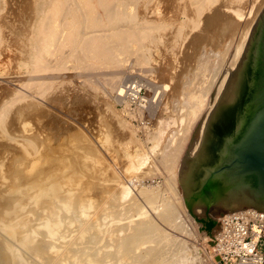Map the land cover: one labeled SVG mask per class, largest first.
<instances>
[{
	"label": "bare ground",
	"instance_id": "bare-ground-1",
	"mask_svg": "<svg viewBox=\"0 0 264 264\" xmlns=\"http://www.w3.org/2000/svg\"><path fill=\"white\" fill-rule=\"evenodd\" d=\"M149 0H0V223L3 224V231H4V235L1 234L0 235V264H10L13 263L11 258V252L10 251V246H8V242L11 243L12 240L11 238L14 237L16 235V237L18 238L17 234H19V232H22V227L24 228V223L28 220L25 221L24 217H21L20 219L14 220L16 217L18 218L20 214L23 213V211L21 210L22 207H25L24 204L31 198L33 201L35 202L37 205V207H39L40 209H46L47 211H45L46 213V218L47 219H42L40 216L37 215V218H33V220L38 219L39 217L43 220V222L45 221L44 224V230L46 231L45 235L48 236V238L50 237L48 235L47 232H51L53 233V225L56 221V218L54 215H56V213L53 215L52 210L55 209L54 208V203L53 201H57L60 200L63 202V205L67 206L70 205L71 203H80V202H85L86 200L93 199L94 201L96 200H100L102 199L103 201V195L102 193L106 190H108V188H110L112 186L109 185L110 187H106L105 184H107V182H102L99 180H95V178H93V182H91V178L90 180H87V183L89 181V183H85V181H81L82 184V188L80 189H76V193H72L73 196H70L68 194H63L61 192V189H65V187L61 188L62 186H66L68 185L66 183V185H59L58 182L60 181H56L58 180L56 178V176L60 175L61 177V181L62 179V174L64 173H59L56 175L57 171H54V169L59 170L60 168H62L64 166V168L66 167L65 165L68 164L67 166H70L71 163V158L72 161H76L75 163H73V166L75 167L74 169V177L76 175V169L79 171L80 170H85L87 168V166L85 165V161L84 159L82 160L81 158H83L80 154H82V150L84 152V148L86 146V144L83 142V145L85 144V146L81 145L84 147H82L81 152L79 153V150H76L77 148H79L78 146H75L76 144L78 145L79 143H77V139L78 138H83L80 137L81 136V132L79 130H77L78 132H80L79 137L77 136V134L74 132H72L74 135H70L69 131L67 129H69V127L66 128V126L62 127L60 125H62L63 123H61V120L59 121L61 124L58 126L57 122L56 125L54 124L52 119H57V115L56 117L51 116V111H50V107H52V105H54L55 103L59 104V105H64V94H62V89H57L58 87L56 85V83L60 82H65V78L69 79L70 77H77L80 76V71L77 69H81L84 68V66H91L92 67H102L101 69L103 70L105 67H117L123 62L125 61L124 59V55L127 53V55H129L128 52L130 51H134L133 53L136 54V62L140 63V64H144L148 63L151 59V55L148 54L145 49H141L140 45V41H142L143 39H146L147 37H149V42L151 44L152 41H150V36L153 37V35L155 36V34H159L160 31H158L157 29H161V27L163 26V30L164 29V25L165 23L163 21H166L167 18L170 17V15H168L170 13V11L168 12V16L169 17H165L167 15H164V18H166L165 20L161 19L162 17L160 16L162 13L161 11H159V7L155 8L158 5H162L163 7H161L162 9H166V7H169L170 5L175 6L174 11H178V13H183L186 15L187 21H182L180 24L178 25L175 20L173 19V17L171 20H173V22L170 23H174L176 24L173 25V29L174 26L175 28L177 27V30H175V36L177 39L180 38V34L182 33V31L184 30L185 25L188 26L187 27V32H185L184 34V38L186 39L187 37H190V41L187 43L189 44V47L191 48V50L193 51V53L196 52V50H198L197 48H202V50L208 51L209 54H204V57H202L203 59L200 61H197V65H196V61L194 60L193 62H195V66L192 67V70L194 68H196V70H194L192 72V84L190 83L189 86H187L186 84H182V82L178 76V73H175V70L173 71H165L167 68L166 67H162L158 69L162 74H168L167 76H169V78L172 80L171 82L168 83H161V79L159 82L160 85L158 84V86L160 87V90H158V94L159 96H167L166 95V91L171 90L170 91V96L171 93L175 91V89L180 88V91L178 90V93L181 95V97L179 98V109L182 106H186L185 110L186 112H183L184 115L187 117L189 115V112H195L193 110V108L195 106H201L204 103V101H206L205 97H206V93H208V91L210 92V96L208 94V97L210 98L208 101V106L207 108L205 107L206 111H204L202 118L205 119L206 114H208L210 112V110L212 109V107L215 105L214 110L211 112V115L213 114V117L218 116L217 114H219L221 117V122L224 118H226V116H238L237 117V121L235 122V125L237 126V129L235 130L234 133L232 134H228L227 136L225 135V137L223 138L218 151H217V155L219 156L220 153L223 151V149L227 146V144L230 142V140L234 137V135L237 133V131L239 130L241 124H242V120H243V115H244V110H245V105H246V101H247V96H248V91H249V86H250V81H251V76H252V71H253V66H254V60H255V55H256V50H257V45H258V39H259V34H260V29H261V24H262V18H263V13H264V0L260 1V4L258 5H254L255 3H259L255 2V0H150V2H148ZM257 1V0H256ZM255 2V3H254ZM147 3H151L150 5L147 6ZM251 4V5H249ZM124 5H144V7H146L150 12V7L151 5H156L153 9L154 14L159 17L161 19V22L158 21L159 18L155 17L154 19H152L153 15H151L150 13V23L146 25V23L144 24V26L137 28L136 25V15H138L139 13H135V17H134V11L131 8H125L124 10H121V6ZM115 6V7H114ZM150 6V7H149ZM152 6V7H153ZM171 6V7H173ZM123 7V8H124ZM144 7H142L144 9ZM136 8V7H135ZM141 8V9H142ZM159 8V9H158ZM138 9V8H137ZM135 9V10H137ZM140 9V7H139ZM146 9V10H147ZM152 9V11H153ZM161 9V10H162ZM173 9V8H172ZM170 9V10H172ZM144 11V10H142ZM163 11V10H162ZM168 11V10H167ZM166 11V12H167ZM145 12V11H144ZM143 12V18L142 16L139 18L140 20L146 21V15ZM161 13V14H160ZM172 13V12H171ZM177 13V12H176ZM142 14V13H141ZM164 14V13H163ZM162 14V15H163ZM174 14V13H172ZM149 17V16H148ZM170 17V18H171ZM169 18V19H170ZM185 18V19H186ZM138 19V20H139ZM152 19V20H151ZM157 20V21H156ZM163 20V21H162ZM178 20V18L176 19ZM152 21V23H151ZM156 21V22H154ZM170 21V20H169ZM166 22L167 25H169L170 23ZM179 21V20H178ZM160 22V23H159ZM187 22V23H186ZM179 23V22H178ZM164 24V25H162ZM165 25V27L167 26ZM171 25V24H170ZM106 28H103V27ZM172 26V25H171ZM171 28V27H170ZM170 28L168 29V31L170 30ZM107 30L106 32H100L101 30ZM167 29V28H166ZM171 28V32H169V36L173 30ZM157 30V33H155L154 31ZM174 31V30H173ZM155 33V34H154ZM164 33L163 32H160ZM166 33V32H165ZM163 34L168 36L167 34ZM168 33V32H167ZM183 34V33H182ZM162 35V37H164ZM168 36V37H169ZM174 36V35H173ZM158 36H155V38H157ZM168 37L167 40H168ZM155 38H152V40H154V43L156 44L157 41L155 40ZM171 38H175V37H171ZM158 39V38H157ZM161 39V37H160ZM188 39V38H187ZM186 39V40H187ZM163 41V39H161ZM182 40V39H181ZM139 41V42H138ZM172 41V40H171ZM178 41V40H177ZM176 41V42H177ZM148 42V41H147ZM147 42H143V43H147ZM164 42V41H163ZM162 42V43H163ZM167 42V41H166ZM187 42V41H184ZM182 42V43H184ZM153 43V45H154ZM160 43V42H159ZM172 43V42H171ZM142 44V43H141ZM149 44V43H147ZM161 44V43H160ZM175 44V42H174ZM178 44V43H177ZM176 44V45H177ZM158 45V43H157ZM171 45V44H170ZM175 45V46H176ZM181 45V44H179ZM184 45V44H183ZM148 46V45H147ZM146 46V47H147ZM151 46V45H149ZM169 46V44H168ZM131 47V48H130ZM153 46H151L152 48ZM166 47H167V43H166ZM173 47V46H172ZM186 47V46H185ZM145 48V46H144ZM154 48V47H153ZM159 48V45L158 47ZM162 48V47H160ZM159 48V49H160ZM170 48V46H169ZM168 48V49H169ZM180 48V47H178ZM172 49V48H171ZM170 49V51H171ZM184 49V48H183ZM182 49V50H183ZM162 50V49H161ZM174 50V49H173ZM201 50V51H202ZM150 51V50H149ZM153 51V49H152ZM163 51V50H162ZM178 51V50H177ZM176 51V52H177ZM186 51V50H185ZM204 51V52H205ZM212 51L214 53H216L215 55H217L218 53L223 57H220L218 59H216L217 61L220 59L219 62H215L212 57V55H210V52L212 53ZM160 52V51H159ZM151 53V51H150ZM173 53V52H172ZM201 53V52H200ZM154 54V53H152ZM160 54V53H159ZM161 54H165L166 53H161ZM170 54V53H169ZM179 54V53H178ZM182 54V53H181ZM189 54V53H188ZM192 54V52H191ZM196 54V53H195ZM134 55V54H133ZM173 55V54H172ZM186 55V54H185ZM194 55V54H193ZM132 56V55H131ZM159 57H161L160 55H158ZM163 56V55H162ZM163 56V58H164ZM179 56V55H178ZM196 56V55H195ZM158 57V58H159ZM171 57V56H170ZM181 56H179L180 58ZM188 57V56H187ZM192 57V55H191ZM201 57V56H200ZM156 58V57H155ZM162 58V59H163ZM166 58V57H165ZM164 58V59H165ZM167 58L168 55H167ZM177 58L178 60H181ZM184 58V57H183ZM217 58V57H216ZM134 59V57H133ZM161 59V58H160ZM160 59H157L160 61ZM170 61L172 62V59L169 58ZM193 59V58H192ZM127 60V59H126ZM68 61H70V65H68ZM134 61V60H131ZM150 61V62H151ZM168 61V59L166 60V62ZM177 61V60H175ZM183 61V59H182ZM190 61V60H189ZM214 61V62H213ZM134 61V63H136ZM150 62L148 63L150 66ZM165 60L164 62L162 61L163 64H167ZM169 65H173L174 63H171ZM187 61H185V65ZM191 62V61H190ZM130 63V61H129ZM158 63V62H157ZM161 63V61H160ZM161 63V64H162ZM178 63V62H176ZM175 63V64H176ZM181 63V61L179 62ZM189 63V62H188ZM133 64V63H132ZM152 64V63H151ZM154 64V62H153ZM152 64V65H153ZM162 64V65H163ZM182 64V63H181ZM191 64V63H190ZM216 64V65H215ZM122 65V64H121ZM156 65V63H155ZM159 65V64H158ZM168 65V66H169ZM179 65V64H178ZM184 65V64H183ZM124 66V65H123ZM71 68L70 70H68L67 68ZM142 67V66H141ZM145 66H143L144 68ZM154 67V66H152ZM152 67L150 66V69H152ZM156 67V70H157ZM179 67V66H178ZM90 68V67H89ZM88 68V69H89ZM90 68V69H91ZM97 68L95 69V79H97V73L99 74V72L101 73V71H97ZM124 68V67H123ZM129 68V67H127ZM171 68V66L169 67V69ZM176 68V67H175ZM174 68V69H175ZM181 68V66H180ZM188 68V67H187ZM186 68V70H187ZM89 69V70H90ZM111 70L113 68H110ZM116 69V68H115ZM121 69V68H119ZM149 69V71H150ZM173 69V66H172ZM86 70V69H85ZM94 70V71H95ZM110 70V71H111ZM118 70V69H117ZM114 70V71H117ZM133 70V69H132ZM148 70V68L146 69V71ZM184 70V68H183ZM182 70V71H183ZM191 68L189 69L190 72ZM191 70V71H192ZM83 71V69L81 70ZM93 71L90 70L89 73ZM93 71V72H94ZM105 71H108L107 69H105ZM122 71V69H121ZM124 71V70H123ZM153 71V70H152ZM155 71V70H154ZM179 71V70H178ZM181 71V72H182ZM69 72V74H68ZM79 72V73H78ZM104 72V71H103ZM103 72L101 74H103ZM120 72V71H118ZM127 72V71H126ZM151 72V71H150ZM157 72V71H156ZM155 72V73H156ZM168 72V73H167ZM180 72V71H179ZM187 72V71H186ZM86 73V72H85ZM106 73V72H105ZM109 73V72H108ZM106 73V76L107 74ZM115 73V72H114ZM145 73V72H144ZM158 73V72H157ZM183 73V72H182ZM84 74V73H83ZM82 74V75H83ZM94 74V73H93ZM101 74H99V76L101 77L100 80L105 77V75H103V77L101 76ZM146 74V73H145ZM154 74V72H153ZM92 75L91 73L89 74V76ZM119 74H115L113 75V78H115V80L119 79L120 77L118 76ZM121 75H123L121 73ZM120 75V76H121ZM159 75V74H158ZM182 75V74H181ZM191 75V73H190ZM70 76V77H68ZM88 76V73H87ZM86 78L85 81L87 80H91ZM94 76V75H92ZM90 78H93V77ZM109 76V74H108ZM107 76V77H108ZM149 76V75H148ZM151 76V73H150ZM163 76V75H162ZM184 76V75H183ZM125 77V76H124ZM177 77V79H176ZM106 78V77H105ZM102 79V80H105ZM158 78V77H156ZM166 78V77H165ZM175 78V79H174ZM184 78V77H183ZM76 79V78H75ZM79 79V78H78ZM84 79V78H82ZM95 79L93 78L92 80L95 81ZM99 79V78H98ZM111 79V78H110ZM109 79V80H110ZM152 79V78H150ZM164 79V78H163ZM174 79V81H173ZM190 79V76H189ZM81 80V78L79 79ZM91 80V81H92ZM107 80V78H106ZM105 80V81H106ZM108 80V81H109ZM113 80V79H112ZM112 80H110V85L112 86ZM114 80V81H115ZM121 80V79H120ZM148 83H150L151 80H149V78L147 79ZM72 82H74L71 79ZM84 83H88L85 82ZM90 81V82H91ZM97 81V80H96ZM95 81V82H96ZM119 81V80H118ZM167 81V80H166ZM169 81V80H168ZM83 82V80H82ZM95 82H93L95 84ZM104 81H102L101 83H103ZM154 82V80L152 81ZM156 82V80H155ZM164 82V81H163ZM184 82H185V78H184ZM66 83V82H65ZM76 83V82H75ZM78 83L81 82H77ZM108 83V82H106ZM115 83V82H114ZM113 83V84H114ZM118 83V82H117ZM120 83V82H119ZM187 83V82H186ZM68 84V83H66ZM89 84V83H88ZM87 84V85H88ZM104 84V83H103ZM103 84L101 85L99 82L100 87H103ZM108 84V85H109ZM123 84V83H121ZM135 83H133L134 85ZM147 84V83H146ZM188 84V83H187ZM65 85V84H64ZM76 85V84H74ZM73 85V86H74ZM107 85V84H105ZM118 85V84H117ZM124 85V84H123ZM121 85V86H123ZM155 85V83H154ZM59 86V85H58ZM61 86V85H60ZM72 86V85H71ZM93 85H91V88ZM97 86V84H96ZM111 86H105L104 88L106 89L109 88L112 90ZM137 86V85H136ZM152 86V85H150ZM157 86V83H156ZM65 87V86H64ZM70 86H68L69 88ZM76 87V86H75ZM73 87V88H75ZM81 87V86H79ZM78 87V88H79ZM99 87V88H100ZM126 87V86H125ZM128 87L130 88V84L128 85ZM66 88V87H65ZM72 88V89H73ZM89 88V87H87ZM97 87V90L99 89ZM100 88V89H101ZM103 88V89H104ZM116 88V86H115ZM120 88V86H119ZM123 88V87H122ZM128 88V90H129ZM134 88V86H133ZM153 88V87H151ZM64 89V88H63ZM71 89V88H70ZM77 89V88H76ZM80 89V88H79ZM96 89V88H95ZM107 89V94L110 92V90ZM118 89V88H117ZM157 89V88H156ZM209 89V90H208ZM244 89L245 94H244ZM84 90V89H83ZM91 90V89H90ZM95 90V91H97ZM121 91V88L118 89ZM135 90V89H134ZM133 90V92H134ZM151 90V89H150ZM153 90H155L153 88ZM174 90V91H173ZM207 90V91H206ZM64 92L66 90H63ZM69 91V89H68ZM88 91V90H87ZM99 91V90H98ZM102 91V89H101ZM115 91V90H114ZM122 91L125 92V90L122 89ZM77 92V91H76ZM75 92V93H76ZM112 92V91H111ZM119 92V91H118ZM148 92V91H147ZM152 92V91H151ZM176 92V91H175ZM69 92H67V95L70 96L71 99V95L68 94ZM81 93V92H80ZM90 93H94V92H90ZM102 93V92H101ZM114 93V92H113ZM121 92L116 94H119L120 96H122V94H120ZM177 93L178 96H180ZM73 94V93H72ZM87 94V93H86ZM106 94V95H107ZM244 94V95H243ZM85 95V94H84ZM91 95V94H90ZM100 95V93H99ZM115 95V93H114ZM155 95V94H154ZM169 95V94H168ZM176 95V94H175ZM73 96V95H72ZM75 96V95H74ZM93 97V95H91ZM96 96V95H95ZM105 96V95H103ZM111 96V95H109ZM66 97V96H65ZM77 97V96H76ZM83 97V96H82ZM98 96H96L97 98ZM102 97V96H101ZM108 95L106 96L107 99ZM113 97V96H111ZM110 97V98H111ZM118 97V96H117ZM116 97V98H117ZM158 97V95H157ZM207 97V98H208ZM69 98V97H67ZM78 98V97H77ZM100 98V97H99ZM151 98V97H150ZM167 98V97H166ZM75 99V97H74ZM98 99V98H97ZM103 99H105L103 97ZM115 99V97H114ZM118 99V98H117ZM126 99V98H125ZM153 99V97H152ZM155 99H159L155 97ZM154 99V101H155ZM170 99V98H169ZM168 99V100H169ZM181 99V100H180ZM66 100V99H65ZM72 100V99H71ZM93 100V99H92ZM102 100V99H100ZM109 100V98L107 99ZM112 100V98H111ZM110 100V101H111ZM121 100V99H120ZM160 100V99H159ZM164 100V99H163ZM167 100V102H169ZM69 101V100H68ZM74 101V100H73ZM77 101V100H76ZM75 102V101H74ZM85 102V101H84ZM88 102V101H87ZM95 102V101H94ZM101 102V101H100ZM109 101H107L108 103ZM117 102V101H116ZM149 102H151V99L149 100ZM156 102V101H155ZM161 102V101H160ZM164 102V101H163ZM162 102V103H163ZM166 102V101H165ZM73 103V102H72ZM82 103V102H81ZM106 103V104H107ZM125 103V102H124ZM67 104V103H66ZM76 104V103H75ZM91 104V103H90ZM99 104V103H98ZM102 104V103H101ZM104 104V103H103ZM112 104V103H111ZM171 104V103H170ZM68 105V104H67ZM80 105V104H79ZM164 105V104H163ZM172 105V104H171ZM62 106V107H64ZM72 106V105H71ZM86 106V105H85ZM95 106V105H94ZM93 106V107H94ZM99 106V105H98ZM103 106V105H102ZM68 107V106H67ZM78 107V106H77ZM87 107V106H86ZM91 107V105H90ZM105 107V104H104ZM110 107V106H109ZM147 107V106H146ZM163 107V106H161ZM160 107V108H161ZM181 107V108H182ZM66 108V106H65ZM64 108V109H65ZM82 108V107H81ZM80 108V109H81ZM84 108V107H83ZM74 109H75V105H74ZM79 109V108H77ZM89 109V108H88ZM105 109V108H104ZM109 109V108H108ZM204 109V108H203ZM216 109V110H215ZM52 110V109H51ZM55 111V109H53ZM52 110V111H53ZM57 110V108H56ZM61 110V109H60ZM69 110V109H68ZM67 110V112H68ZM86 108H84L83 111H85ZM91 110V109H90ZM165 110V109H164ZM63 111V110H62ZM66 111V110H65ZM64 111V113H66ZM92 111V110H91ZM101 111V110H100ZM106 111H107V106H106ZM105 111V112H106ZM109 111V110H108ZM60 112V111H59ZM78 112V111H77ZM81 112V110H80ZM88 112V111H87ZM93 112V111H92ZM103 112V111H102ZM111 112V111H110ZM162 112V111H161ZM53 113V112H52ZM56 113H58V111H56ZM70 113V112H69ZM79 113V112H78ZM73 113L71 112V115ZM88 115L90 113H85V115ZM95 114V112L93 113V115ZM105 114V113H104ZM196 114V113H195ZM237 114V115H236ZM63 114H61L60 116H62ZM67 115V114H66ZM76 115V114H75ZM84 115V114H81ZM109 115V113H108ZM68 116V115H67ZM91 115H89L90 117ZM183 116V115H182ZM194 116V115H193ZM92 117V116H91ZM96 117V116H95ZM112 117V116H111ZM63 118V117H62ZM73 118V117H72ZM80 118V117H79ZM78 118V119H79ZM88 118V117H87ZM180 118V117H179ZM182 118V117H181ZM199 122V124L202 123V119ZM75 119H77L75 117ZM74 119V120H75ZM78 119L76 121H78ZM118 119V118H117ZM116 118H109V120L107 121L108 125L111 126V129H114V131L116 133L120 132V129H123V126L127 123L123 125L122 124V118L120 120H117ZM63 120H69L64 119ZM72 119H70L71 121ZM81 121L83 119H80ZM87 120V119H86ZM91 120V119H90ZM95 120V119H94ZM107 120V119H106ZM180 120V119H179ZM178 120V121H179ZM240 120V121H239ZM58 121V120H57ZM68 121V122H70ZM85 121V120H84ZM83 121V122H84ZM93 121V120H92ZM177 121V122H178ZM63 122V121H62ZM87 122V121H86ZM180 122V121H179ZM182 122V121H181ZM220 122V125H222ZM71 123V122H70ZM69 123V124H70ZM79 123V121H78ZM94 123V122H93ZM160 123V122H159ZM68 124V123H66ZM85 124V123H83ZM80 124V125H83ZM101 124V123H100ZM78 125V124H77ZM76 125V126H77ZM90 126V124H88ZM130 125V124H129ZM71 126H75V122L74 125L72 124ZM96 126V125H95ZM198 126V125H197ZM201 126L197 127L194 131L195 136H201L199 134H201ZM239 126V128H238ZM87 127V126H86ZM90 127H94V126H90ZM178 127V124H177ZM180 127V126H179ZM178 127V128H179ZM64 128H66L65 130L68 131V137L73 136L72 139H75L76 141L74 142V148L72 141L70 138H67V140H63L61 138L65 137H60L62 135V133H65L63 130ZM83 128H85V126H83ZM100 128V126H99ZM124 127V130L125 131ZM177 128V129H178ZM203 128V127H202ZM73 129V128H72ZM81 129V128H80ZM89 129V128H88ZM95 129V128H93ZM102 129V128H101ZM100 129V130H101ZM104 129V128H103ZM127 131L129 132L131 130L126 128ZM162 129V128H161ZM182 129V128H181ZM199 129V130H198ZM220 129V128H219ZM106 130V129H105ZM172 129L171 131L176 134L175 130ZM218 130V129H217ZM71 131V130H70ZM87 131V130H86ZM90 131V130H89ZM96 130H94L95 132ZM133 131V130H131ZM177 131V130H176ZM101 132V131H100ZM113 132V130H112ZM114 132V133H115ZM128 132L125 133V135H128ZM158 132V131H157ZM71 133V134H72ZM84 133V134H83ZM86 132H82L83 135H85ZM98 133V132H97ZM103 133V132H102ZM124 133V132H122ZM161 130L159 131L158 135H154V140L152 142V146L150 147V150H153L159 142V139L162 137H160ZM193 133V135H194ZM219 133V132H218ZM67 134V132H66ZM66 134L64 136H66ZM105 134V133H104ZM110 134V133H108ZM113 134V133H112ZM111 134V135H112ZM169 134V132H168ZM167 134V136H169ZM174 134L172 135V139L174 138L173 136H175ZM98 135V134H95ZM120 135V134H119ZM130 135V132H129ZM128 135V136H129ZM171 135L170 138H167L164 142H162L161 148L160 150L163 151V156H160L159 158H165L167 157L166 155H170L169 157L174 159L175 156H177L176 154H178L179 152V147H181V143L183 142V138L182 137H178L175 136V140L173 139V141L171 140ZM87 136V134L85 135ZM91 136V135H90ZM109 136V135H107ZM122 136V135H121ZM131 136V135H130ZM194 136V137H195ZM67 137V136H66ZM89 137V135H88ZM96 137V136H95ZM112 137V136H110ZM109 137V138H110ZM150 137V136H149ZM166 137V136H165ZM229 137V138H227ZM231 137V138H230ZM58 138H60L61 140H63V143H60L58 140ZM93 138V136H92ZM102 138V137H101ZM106 138V137H105ZM117 138V136H116ZM127 138V137H125ZM131 138V137H129ZM127 138V139H129ZM133 138V137H132ZM135 138V137H134ZM199 139V137H197ZM195 137V140L197 139ZM71 142H70V140ZM88 139L87 137H85V140ZM95 139V138H94ZM104 140V138H102ZM114 139V137L112 138ZM123 139V137H122ZM197 139V140H198ZM214 139H218V136H215ZM69 140V144L68 143ZM90 140V137H89ZM93 140V139H92ZM100 140V139H99ZM106 140V139H105ZM119 140V138H118ZM125 140V139H124ZM132 140V139H129ZM164 140V139H163ZM88 141V140H86ZM112 141V140H111ZM123 141V140H122ZM134 141V140H133ZM199 141V140H198ZM56 142V144H55ZM62 142V141H61ZM98 142V141H97ZM109 142V141H108ZM113 142V141H112ZM111 142V143H112ZM124 142V141H123ZM128 142V141H127ZM125 142V144L127 143ZM197 143V141H195ZM76 143V144H75ZM90 147L92 146L90 141L88 142ZM94 143V142H93ZM92 143V144H93ZM96 143V141H95ZM164 143V144H163ZM196 143H195V147H196ZM67 144V145H66ZM100 144H105V143H98ZM107 144V143H106ZM124 144V145H125ZM183 144V143H182ZM70 145V146H69ZM96 145V144H95ZM97 145L96 147H101ZM118 145V144H117ZM123 145V146H124ZM94 146V145H93ZM112 146V145H111ZM121 146V145H120ZM89 146L86 147V149ZM88 149H91V148ZM95 146L93 147L96 148ZM115 147V145H114ZM122 147V146H121ZM92 149V150H93ZM100 148H97V150H99ZM113 149V148H112ZM111 149V150H112ZM116 149V148H115ZM195 149V148H194ZM102 150V149H100ZM108 150V149H107ZM106 150V151H107ZM120 150V149H119ZM155 150V149H154ZM78 151V152H77ZM118 151V150H117ZM134 159H132L128 154H126L123 157H126L123 160H126L127 165H124L125 170H127L129 173L130 171H132L135 168H138V165L144 163L145 158H147V152L145 153L143 151H138L137 148H135L134 150ZM86 152V151H85ZM84 152V153H85ZM94 152V150H93ZM109 152V151H108ZM116 152V150H115ZM119 152V151H118ZM154 152V151H153ZM71 154V158L70 160L67 161L68 157L67 155ZM95 153V152H94ZM93 153V154H94ZM97 153V152H96ZM104 153V152H102ZM152 153V152H151ZM162 153V152H161ZM193 153V152H192ZM191 153V154H192ZM87 154V153H86ZM99 154V153H98ZM101 154V153H100ZM99 154V155H100ZM115 154V153H114ZM122 154V153H120ZM125 154V153H124ZM153 154V153H152ZM212 154V153H211ZM83 155V154H82ZM88 155V154H87ZM117 155V154H116ZM201 155V154H200ZM91 156V155H90ZM93 156V155H92ZM104 156V155H103ZM109 156V155H108ZM115 156V155H113ZM120 156V155H119ZM154 156V155H153ZM210 154L209 152L203 153L201 155V157H199V159L203 160L200 167L198 168L200 170V173L202 174V169H205L206 175L208 174V176L206 177V181L208 182L207 184L210 185L213 180H214V174H211L210 169L211 167L207 166L206 163H209L213 158L210 159ZM118 157V156H116ZM168 157V158H169ZM90 158V157H89ZM98 159L102 158V156L100 155V157L97 156ZM218 158V157H217ZM103 159V158H102ZM110 159H114V158H110ZM148 159V158H147ZM166 159V158H165ZM171 159V160H172ZM87 160V159H86ZM96 160V159H95ZM157 160V159H156ZM71 161V162H72ZM89 161V160H88ZM94 161V160H93ZM121 161V160H119ZM160 161V160H159ZM163 161V160H162ZM96 162V161H95ZM100 162V161H99ZM166 162V161H165ZM172 162V161H171ZM171 162L168 161V163L170 164ZM89 163V162H87ZM124 163V162H123ZM91 164V163H90ZM88 164V166H92ZM93 164V163H92ZM173 164V162H172ZM98 164L93 165L92 167L96 166ZM104 165V164H103ZM123 165V164H122ZM203 165V167H202ZM101 166V165H100ZM107 166V165H106ZM168 166V165H167ZM171 166V165H169ZM86 167V168H85ZM97 167V166H96ZM172 167V166H171ZM170 167V168H171ZM69 167H66V170ZM71 168V167H70ZM98 168V167H97ZM102 168H105L104 166H101L100 170H103ZM122 168V167H121ZM89 170L91 169L90 167L88 168ZM95 169V167L93 168ZM119 169V168H118ZM73 170V169H72ZM105 170V169H104ZM113 170V169H112ZM171 170V169H170ZM68 171V170H67ZM86 171V170H85ZM84 171V172H85ZM107 171V170H106ZM135 171V170H134ZM63 172V171H61ZM70 172V170H69ZM96 172V169H95ZM103 172V171H102ZM101 172V174H102ZM123 172V171H122ZM72 173V171L70 172ZM92 173V172H91ZM109 172H107L108 174ZM126 173V176L128 175ZM199 173V172H198ZM210 173V174H209ZM83 174V172H82ZM80 172V175H82ZM85 174H90L89 172H85ZM94 174V173H93ZM95 174H98L95 173ZM104 174V173H103ZM120 174V173H119ZM125 174V173H124ZM65 175V174H64ZM73 176V174H71ZM70 175V176H71ZM84 175V174H83ZM82 175V176H83ZM113 175V174H112ZM184 175L188 176V172L186 171V173ZM79 176V175H78ZM76 176V178L78 177ZM85 176H89V175H85ZM200 176V175H199ZM202 176V175H201ZM67 177V175H66ZM73 177V178H74ZM100 177V176H98ZM97 177V178H98ZM113 177V176H112ZM59 178V177H58ZM65 178V177H64ZM204 178V177H202ZM201 178V180H203ZM60 179V178H59ZM66 179V178H65ZM88 179V178H87ZM115 180L117 178H114ZM127 179V178H126ZM130 179V178H129ZM75 180V179H74ZM78 180V179H77ZM113 180V179H112ZM76 181V180H75ZM80 181V179H79ZM78 181V182H79ZM118 181V180H117ZM124 181V180H122ZM215 181V180H214ZM63 182H66V180H64ZM62 182V184H63ZM111 182V181H110ZM75 183V182H74ZM120 183V182H119ZM118 183V184H119ZM122 183V182H121ZM61 184V183H60ZM65 184V183H64ZM85 184L87 186H85ZM115 185V181L113 183ZM117 184V185H118ZM126 183H122L120 187V190L118 191L117 189H114L115 191L117 190L119 192V195L115 194V198L121 197V199L125 198L127 195L131 196V200H135L133 197V195L130 194V187L125 185ZM74 185H72L71 188H73ZM77 186V185H76ZM75 186V187H76ZM68 188V187H67ZM113 188V187H111ZM117 188V187H116ZM143 187H141V190ZM145 188V187H144ZM162 188V187H161ZM168 188V187H167ZM174 188V187H173ZM138 189V188H137ZM70 190V189H68ZM75 190V189H74ZM149 190V189H148ZM161 190V189H160ZM63 191V190H62ZM72 191V190H71ZM110 192V189L108 190ZM114 191V192H115ZM116 191V192H117ZM176 191V190H175ZM107 192V191H106ZM112 192V191H111ZM147 192V191H146ZM153 192V191H152ZM155 192V191H154ZM164 193V192H163ZM203 192L201 191H197V194H202ZM71 194V195H72ZM113 194L114 193H110V197L111 199H113ZM140 194V193H139ZM148 194V193H147ZM154 193L152 194H148V195H152L153 196ZM157 194V193H155ZM154 194V195H155ZM216 194V193H215ZM109 195V194H108ZM136 195V194H135ZM166 195L169 196V194L167 193ZM178 195V194H177ZM129 196V197H130ZM109 197V196H107ZM105 197V198H107ZM167 197V196H166ZM30 199V200H31ZM110 198L108 200H111ZM120 199V200H121ZM138 199V198H137ZM105 200V199H104ZM130 200V199H128ZM127 200V201H128ZM107 201V200H106ZM199 202H201V200H198ZM31 202V203H32ZM71 202V203H70ZM97 202V201H96ZM99 202V201H98ZM97 202V203H98ZM105 202V201H104ZM113 202V201H112ZM111 202V203H112ZM120 202V201H119ZM118 202V204H119ZM122 202V200H121ZM120 202V203H121ZM129 203L131 201H128ZM81 203V204H82ZM107 203V202H105ZM123 203V202H122ZM125 203V202H124ZM135 203V202H134ZM168 203V202H167ZM61 203L58 204V206ZM86 204H90L89 202H87ZM96 204V203H95ZM94 204V205H95ZM104 204V203H103ZM115 204V203H113ZM117 204V205H118ZM133 204V202H132ZM136 204V203H135ZM134 204V205H135ZM177 204V202H176ZM27 205V204H26ZM72 205V204H71ZM70 205V206H71ZM76 205V204H75ZM74 205V206H75ZM80 205V204H79ZM102 205V204H101ZM115 204V206H117ZM153 205V204H152ZM164 204H162L163 206ZM30 206V203L29 205ZM26 206V207H27ZM73 206V205H72ZM72 207V209L75 210L74 213H76L75 215L77 216L76 212L77 208ZM88 206V205H87ZM86 206V207H87ZM100 206V205H99ZM112 206V205H111ZM110 206V207H111ZM121 206V205H120ZM123 206V205H122ZM121 206V207H122ZM128 206V205H127ZM138 206V205H135ZM199 206V205H198ZM216 206V205H215ZM25 207V209H27ZM63 207V206H61ZM82 207V206H81ZM89 207V206H88ZM106 207H108L106 205ZM113 207V206H112ZM120 207V209H121ZM133 207V206H132ZM176 207V206H175ZM202 205H200V210H202ZM36 208V207H35ZM34 208V209H35ZM39 208L37 209L38 212L40 211L42 213V210H39ZM57 208V207H56ZM64 208V207H63ZM69 208V207H68ZM76 208V209H75ZM80 208V207H79ZM85 207H82L81 209L84 210ZM95 208V207H94ZM102 207L98 208L99 210ZM118 208V206L116 207ZM124 208V206H123ZM129 208V207H128ZM165 208V207H164ZM196 208V207H195ZM33 209V210H34ZM60 209V208H59ZM87 209V208H85ZM113 209V208H111ZM215 209V208H214ZM217 209V208H216ZM223 209V208H222ZM234 209V208H233ZM21 210V211H20ZM32 210V206H30L27 209V212ZM35 209V212L37 211ZM63 209H61L62 211ZM80 210V209H79ZM82 210V211H83ZM97 210V209H96ZM95 212H99L96 211ZM126 210V209H124ZM124 210H120V211H124ZM130 210V208H129ZM211 211H216L213 210V208L210 209ZM60 211V212H61ZM64 211L66 212V208L64 209ZM63 211V213H64ZM71 211V210H70ZM69 211V213H70ZM85 211V210H84ZM83 211V212H84ZM105 211V210H104ZM119 211V212H120ZM169 209H164L162 212L164 213V217L168 216ZM21 212V213H19ZM26 212V213H27ZM33 212V211H32ZM38 212H36V214H39ZM59 212V211H58ZM57 212V213H58ZM68 212V210H67ZM73 212V210H72ZM93 212V211H92ZM118 212V213H119ZM202 212V211H201ZM217 212V211H216ZM25 213V211H24ZM34 213V212H33ZM81 213V210L80 212ZM90 213V212H89ZM94 213V212H93ZM93 213L91 215H93ZM115 213V212H114ZM121 213V212H120ZM213 213V212H212ZM61 218L62 213H58ZM65 214V213H64ZM63 214V215H64ZM68 214V213H67ZM65 214L64 216L66 217ZM83 214V213H81ZM80 214V215H81ZM86 214L87 211H86ZM85 214V215H86ZM98 214V213H97ZM111 214V211H110ZM124 214V213H123ZM137 214V213H135ZM217 214V213H216ZM227 214V213H226ZM30 215L31 212H30ZM35 215V213H34ZM33 215V216H34ZM74 215V216H75ZM79 215V214H78ZM79 215V216H80ZM90 215V214H89ZM107 215V214H106ZM22 216V215H21ZM29 217V214L27 215ZM84 216V215H83ZM82 216V217H83ZM87 216V215H86ZM94 216H96L94 214ZM102 216V214H101ZM109 216V215H107ZM115 216V215H114ZM113 216V217H114ZM139 216V215H138ZM35 217V216H34ZM44 217V218H45ZM57 217V216H56ZM70 220L69 221H73L72 220V215H68L67 216ZM85 217V216H84ZM93 217V216H92ZM111 217V216H110ZM136 217V216H135ZM32 217H30L31 219ZM39 218V219H40ZM86 218V217H85ZM90 218V216H89ZM105 218V217H104ZM109 218V217H108ZM129 218V217H128ZM170 218V217H169ZM29 219V221H31ZM58 219V218H57ZM63 219V218H62ZM65 219V218H64ZM67 219V218H66ZM93 219H95V217H93ZM91 218V220H93ZM141 219V218H140ZM61 222V219H58ZM68 220V219H67ZM76 220V218H75ZM74 220V222H76ZM89 219H87L88 221ZM115 220V219H114ZM124 220V219H123ZM132 220V219H131ZM167 220V219H166ZM37 221V220H36ZM35 221V222H36ZM41 221V220H40ZM82 221V220H81ZM80 221V222H81ZM85 221V220H83ZM128 221V220H127ZM169 221V219L167 220ZM42 221L40 222L41 224L43 223ZM57 222V221H56ZM58 222V223H60ZM74 222H72L74 224ZM107 222V221H106ZM139 222V221H136ZM149 222V221H148ZM27 223V222H26ZM29 223V222H28ZM67 223H69L67 221ZM71 223V222H70ZM69 223V224H70ZM71 223V224H72ZM77 223V222H76ZM89 223V222H88ZM124 223V222H123ZM146 223V222H144ZM170 223V222H169ZM38 224V222H37ZM57 224V223H56ZM63 225V223H61ZM60 224V225H61ZM69 224H65L68 225ZM70 224V226H71ZM80 224V223H79ZM78 224V225H79ZM86 224V222H85ZM84 224V225H85ZM131 224V223H130ZM133 224V223H132ZM34 225V224H33ZM43 225V224H42ZM76 225V224H75ZM83 225V224H82ZM90 225V223H89ZM95 225V224H94ZM93 225V226H94ZM143 225V224H142ZM152 225V224H151ZM165 225V224H164ZM56 226V225H55ZM64 226V225H63ZM77 226V225H76ZM80 226V225H79ZM87 225H85L86 227ZM92 226V225H91ZM100 226V225H99ZM109 226V225H108ZM113 226V225H112ZM111 226V227H112ZM122 226V225H121ZM128 226V225H127ZM131 226V225H130ZM134 226V224H133ZM168 226V225H167ZM30 227L31 224H30ZM29 227V228H30ZM75 226H73L74 228ZM82 227V226H81ZM84 227V226H83ZM90 227V226H88ZM97 227V226H96ZM147 228V226H145ZM144 227V228H145ZM152 227V226H151ZM26 228V226H25ZM27 227V229H29ZM37 228H41V227H37ZM43 228V227H42ZM55 228V227H54ZM59 228V227H58ZM62 228V227H61ZM71 228V227H70ZM69 228V229H70ZM93 228V227H92ZM105 227H102L101 230H103ZM113 228V227H112ZM112 228L110 229L112 231ZM118 229L121 227H117ZM134 228V227H133ZM139 228V227H138ZM143 228V229H144ZM31 229V228H30ZM29 229V231H30ZM63 229V228H62ZM72 229V228H71ZM70 229V230H71ZM78 229V228H77ZM76 229V230H77ZM127 229V228H125ZM124 229V231H125ZM156 229V227H155ZM160 229V228H158ZM32 230H37V229H33ZM43 232L42 234H44V230L41 229ZM57 230V229H56ZM61 230V229H59ZM67 229H65L66 231ZM70 230L68 231L70 233ZM109 230V232H111ZM120 230V229H119ZM117 230V231H119ZM146 230V229H145ZM28 231V232H29ZM58 231V230H57ZM64 231V232H65ZM75 231V230H74ZM73 231V232H74ZM87 231V229H86ZM122 231V228H121ZM132 231V230H131ZM149 231V230H148ZM154 231V230H153ZM20 232V233H21ZM36 232V231H35ZM37 232H41L40 230H38ZM36 232V236L37 238H39V236H37ZM62 231V233L64 236L65 235ZM67 232V231H66ZM103 233H105V230L101 231ZM108 232V231H106ZM108 232V233H109ZM115 232V231H113ZM111 232V233H113ZM120 232V231H119ZM128 232V231H125ZM160 232V231H159ZM1 233V232H0ZM25 233V232H22ZM27 233V232H26ZM30 233V232H29ZM61 233V232H59ZM68 233V234H69ZM81 233V232H80ZM84 233V232H83ZM86 233V232H85ZM89 233V231H88ZM100 233V232H97ZM102 233V234H103ZM123 233V232H122ZM162 232H160L161 234ZM41 233H39L40 235ZM72 234V233H71ZM101 234V235H102ZM125 234V233H124ZM124 234H122V236H124ZM128 234V233H127ZM153 234V233H152ZM159 234V235H160ZM27 236L26 234H23L22 236L25 237ZM60 235V234H59ZM88 235V234H87ZM97 236V234H94ZM99 235V234H98ZM100 235V236H101ZM118 236L121 235L117 234ZM131 235V234H130ZM129 235V237H130ZM44 235H42L43 237ZM47 236H44L45 239ZM53 236V234H52ZM58 236V235H56ZM61 236V235H60ZM73 236H77V235H73ZM84 236V235H82ZM90 236V235H89ZM88 236V237H89ZM104 236V235H103ZM113 236V235H112ZM132 236V235H131ZM134 236V235H133ZM142 235H140L141 237ZM28 237V236H27ZM41 237V239L39 238V242L36 240V243H30L31 245H28L31 248V251L33 250L35 253L37 254H48V252L46 253L45 248L47 249V246L50 245L51 246V242L48 243L45 241V239H43ZM68 237V236H67ZM78 239L80 238V236H77ZM77 237H75V240L77 241ZM99 237V236H98ZM117 236H113V239L116 238ZM121 237V236H120ZM136 237V236H135ZM134 237V238H135ZM138 237V236H137ZM152 237V236H151ZM30 238V236H29ZM47 238V239H48ZM51 238V237H50ZM61 238V237H60ZM57 238V239H60ZM69 238V237H68ZM104 238H106V236H104ZM111 240L110 242H112V237L110 236ZM109 238V239H110ZM124 238V237H121ZM127 238V237H126ZM131 238V239H134ZM25 239V238H24ZM52 239L55 241V239L52 237ZM66 239V238H64ZM117 239V238H116ZM145 239L148 238L145 237ZM164 239V238H163ZM11 242H10V241ZM61 240V239H60ZM59 240V241H60ZM67 240V239H66ZM74 240V239H73ZM88 240V239H87ZM96 240V239H94ZM137 240V239H136ZM135 240V241H136ZM142 240V239H141ZM144 240V239H143ZM157 240V239H156ZM31 241V240H27ZM53 241V245H55L56 242H58V244H63V242H65V240L62 242V240L59 241H55L54 243ZM68 241V240H67ZM84 241V240H83ZM103 241V240H102ZM101 241V242H102ZM115 241V239H114ZM146 241V242H147ZM35 242V240H34ZM80 242V241H79ZM89 242V241H88ZM105 242V240H104ZM110 242L108 241V244H110ZM118 242H121L118 240ZM124 242V241H123ZM132 242V241H131ZM134 242V241H133ZM138 244L136 242H134V244L132 243V246L140 245L141 242L137 241ZM143 242V241H142ZM69 243V242H68ZM82 243V242H81ZM80 243V244H81ZM86 243V242H85ZM93 243V242H92ZM114 243V242H113ZM136 243V244H135ZM12 244V243H11ZM10 244V245H11ZM29 244L26 243L25 241V245ZM67 244V243H65ZM64 244V245H65ZM71 244V243H69ZM73 244V241H72ZM77 244V243H76ZM75 244V246H76ZM96 244V243H95ZM94 244V245H95ZM105 244V243H103ZM118 244L117 242L114 244L116 245ZM128 244V243H127ZM145 244V243H143ZM17 245V244H16ZM47 245V246H46ZM57 245V244H56ZM68 245V244H67ZM74 245V244H73ZM88 245V244H86ZM97 245V244H96ZM120 247V251L121 250H125L126 251H122V252H127L128 249L127 247L130 245H121L120 243L118 244ZM152 245V244H151ZM164 245V244H163ZM13 246V245H12ZM24 246V245H23ZM26 245V248L28 247ZM46 246V247H45ZM50 246H48L50 248ZM62 246V245H61ZM66 246V245H65ZM65 246H62L61 249ZM70 246V245H69ZM74 246V247H75ZM81 246V245H79ZM102 246V245H101ZM106 246V245H105ZM103 246V248L105 247ZM112 246V244L110 245ZM110 246H106V247H110ZM149 246V245H148ZM9 247V248H8ZM14 247V246H13ZM60 247V246H58ZM67 247V246H66ZM77 247V246H76ZM85 247V246H83ZM93 247V246H92ZM98 247V245H97ZM115 247V246H114ZM131 247V246H129ZM140 247V246H139ZM138 247V248H139ZM153 247V246H152ZM54 248V247H53ZM56 248V246H55ZM69 248V247H68ZM78 248V247H77ZM113 248V247H112ZM117 248V246L115 247V249ZM132 248V247H131ZM18 249V248H17ZM29 249V248H28ZM27 249V250H28ZM60 249V250H61ZM72 249V248H71ZM86 249V248H85ZM97 249V248H96ZM95 249V250H96ZM101 249V248H100ZM147 249V247H146ZM155 249V248H154ZM161 249V248H160ZM9 250V251H8ZM15 250V249H14ZM65 250V249H63ZM80 250V249H79ZM78 250V252H79ZM83 250V248H82ZM91 250V249H89ZM93 250V249H92ZM98 250V249H97ZM96 250V251H97ZM109 250V248L107 249ZM111 252L112 249L110 248ZM138 250V249H137ZM156 250V249H155ZM162 250V249H161ZM23 251V250H22ZM26 251V250H24ZM29 251V250H28ZM27 251V252H28ZM48 251H50L48 249ZM70 251V249H69ZM81 251V250H80ZM88 251V250H87ZM102 251V250H101ZM105 251V250H103ZM117 251V250H116ZM143 251V250H142ZM153 251V250H152ZM58 252V251H57ZM56 252V253H57ZM62 251L59 252V256L61 257ZM72 252V251H71ZM69 252V253H71ZM110 252V251H109ZM118 252V251H117ZM118 252V253H119ZM130 252V250H129ZM128 252V253H129ZM155 252V251H154ZM159 252V251H158ZM157 252V253H158ZM11 253V254H10ZM21 253V252H20ZM25 253V252H24ZM32 253V252H31ZM76 252H74L75 255ZM83 253V252H81ZM86 253V252H85ZM98 253V252H97ZM96 253V254H97ZM107 253V252H106ZM104 253V254H106ZM16 254V253H14ZM23 254V253H22ZM29 254V253H28ZM27 254V255H28ZM36 254V255H37ZM55 254V253H54ZM67 254V253H66ZM79 254V253H78ZM87 254V253H86ZM94 254V253H93ZM101 254V252H100ZM100 254H97L100 256ZM122 253H119V255ZM141 254V252H140ZM26 255V256H27ZM31 255V254H30ZM29 255V256H30ZM33 255V254H32ZM31 255V256H32ZM65 256V254H63ZM114 255V254H113ZM116 255V254H115ZM118 255V256H119ZM134 255V254H133ZM188 255V254H187ZM16 256V255H15ZM22 256V255H21ZM30 256V257H31ZM121 256V255H120ZM143 256V255H142ZM160 256V255H159ZM186 256V255H185ZM184 256V257H185ZM11 257V258H10ZM29 257V258H30ZM34 257V255H33ZM39 257V256H38ZM54 257V255H53ZM57 257V256H56ZM70 257V256H69ZM77 257V256H76ZM85 257V256H84ZM83 257V258H84ZM98 257V258H99ZM104 257V256H103ZM133 257V256H132ZM131 257L132 262H130V264H146L148 261L144 260H140V258L138 257L137 254L134 255L133 259ZM188 257V256H186ZM24 258V256L22 257ZM32 258V257H31ZM36 258V257H35ZM50 258V256L48 257ZM48 258H46L48 260ZM66 258V257H65ZM79 258L78 260L80 261L81 257H77ZM102 258V257H101ZM106 257H104L105 260ZM110 258V257H109ZM114 262V259H109ZM122 258V257H121ZM146 258V257H145ZM27 259V257H26ZM43 259V256H42ZM88 259V258H87ZM90 259V258H89ZM116 259V258H115ZM125 259V258H123ZM29 260V259H28ZM35 260V259H34ZM36 260H39L38 258ZM52 260V258L50 259ZM48 260V261H50ZM54 260V258H53ZM52 260V262H53ZM61 260V259H60ZM60 260L55 259V264L56 261H58L60 264ZM63 260V258H62ZM61 260V261H62ZM68 260V259H67ZM72 260V259H70ZM74 260V259H73ZM72 260V261H73ZM95 260V259H93ZM103 260V259H102ZM118 257L115 260L114 263L112 264H122L125 263L123 262V260H121V262L118 263ZM128 262L129 260L126 259ZM153 259H151L152 261ZM19 261V260H18ZM41 260H39L40 262ZM78 261V262H79ZM100 262V260H98ZM184 261V260H183ZM28 262V261H27ZM42 262V261H41ZM44 262V261H43ZM77 262L74 261L73 263ZM110 262V261H109ZM109 262H106L104 264H109ZM171 262V261H170ZM186 262V261H185ZM191 262V261H190ZM18 263V262H17ZM23 263V262H22ZM66 264H68V262H65ZM72 263V262H71ZM70 263V264H71ZM92 263V262H91ZM97 263V262H96ZM129 263V262H128ZM126 263V264H128ZM163 263V262H162ZM195 263V262H194ZM20 264V263H19ZM46 264V263H45ZM51 264V263H50ZM53 264V263H52ZM101 264V263H99ZM111 264V263H110ZM198 264V263H195Z\"/></svg>",
	"mask_w": 264,
	"mask_h": 264
},
{
	"label": "rangeland",
	"instance_id": "rangeland-1",
	"mask_svg": "<svg viewBox=\"0 0 264 264\" xmlns=\"http://www.w3.org/2000/svg\"><path fill=\"white\" fill-rule=\"evenodd\" d=\"M260 1L261 0H259V3H255V2H258V0L256 1L255 0V4L254 5H258V4H260ZM148 2H150V0L148 1ZM151 3H147V5H145V6H147V8H148V5H150ZM249 5H251V4H249ZM121 6V5H120ZM153 5H151V7L149 8L150 9V12H148L149 10L146 8V7H144V5H125V7H124V5H122L120 8H121V10H124L125 8H131L132 10H133V12L134 11H136V12H134V17H135V13H139L138 15H136V17H135V19H136V27L137 28H140V27H142V26H144V24L146 23V25H147V23L149 24L150 23V18H151V16H150V14L151 15H153L154 14V11L156 10H154L153 8L156 6V5H154L153 7H152ZM171 6H173V5H170L169 7H166V9H162L161 7H163L162 5H158V6H156L155 8H157V7H159L158 9H159V11H161V13L163 14H161L160 16L162 17L161 19H163L164 18V15H167L168 14V12L170 11V13L168 14V15H170V17L171 16H173V17H169L168 15L167 16H165L166 18L167 17H169V18H164L163 20H165L166 19V21H163L164 23H165V25H167L168 24V22L167 21H169V23L170 22H173V20H171L172 18L175 20V22L179 25L180 24V22H181V19H182V21L184 20V21H187V18H186V15L185 14H183V13H178V11H174V10H176L175 9V6H173V7H171ZM115 7V6H114ZM124 7V8H123ZM136 7V8H135ZM139 7H140V9H139ZM142 7H144V9L142 8ZM138 8V9H137ZM142 8V9H141ZM173 8V9H172ZM135 9H137V10H135ZM147 9V10H146ZM152 9H153V11H152ZM163 11H162V10ZM170 9H172V10H170ZM142 10H144V11H142ZM168 10V11H167ZM167 11V12H166ZM143 12L145 13V15H146V13H147V19H146V21H145V18H144V21L143 20H140L141 18V16H142V18H143ZM174 13V14H172V13ZM177 12V13H176ZM142 13V14H141ZM150 13V14H149ZM149 16V17H148ZM160 16L159 17H157L155 14L152 16L153 18L152 19H154L155 17H157V18H159L158 19V21H160L161 22V19H160ZM145 17V16H144ZM140 18V19H139ZM178 18V20H176ZM186 18V19H185ZM139 19V20H138ZM151 19V20H152ZM157 21V20H156ZM156 21H154V22H156ZM159 22V23H160ZM166 22H167V24H166ZM175 22L172 24V23H170L169 25H167L166 27H165V25L164 24H162V25H164V29L165 30H163L164 31V33L165 34H167L168 36H169V32H171V28L173 29V25H175L176 26V24H175ZM179 22V23H178ZM151 23H152V21H151ZM162 23V22H161ZM187 23V22H186ZM175 26H174V31L172 30V32L173 33H171L170 34V36L168 37V36H166V35H163L164 33H161L160 34V32H163L162 31V29H163V26L161 27V29H157L158 31H160L159 32V34L157 33V30H155L154 32L155 33H157V34H155V36H158L157 38H155V36L153 35V37H151L150 36V41H152L151 42V44H150V42H149V37H147L146 39H143L142 41H140V45L141 46H143L144 44V46H145V48H144V46L143 47H141V49L143 48V49H145V51L148 53V54H150L151 55V59H152V61L150 62V66L152 67V66H154V67H152V69H150V66H149V62L148 63H145V65L144 64H140V63H137L136 62V54L135 53H133L134 51H130V52H128L129 53V55H127V53L124 55V59H125V61H123L119 66H118V68L117 67H105L103 70L101 69L102 67H96L97 68V71H101V73L103 72V74H101L100 72H99V74H101V76L103 77V75H105V77L107 78V80H106V78L105 77H103L102 79H104L105 78V80H100V76H99V74L97 73V79H95L96 77H95V72H96V68L95 67H92L91 68V66H84V68H81V69H77V70H79L80 71V76H77V77H70V76H68V77H70L69 79H66L65 78V82L66 83H68V84H66L65 82H62V83H60V82H58V83H56V85H55V87L57 86L58 88L57 89H62V94H64V93H66V94H64V102H66V103H64L65 104V106H66V108H65V106L62 104V105H59V104H57V103H55L54 105H52V107H50V111H51V116H53L54 114V116L53 117H56V115H57V119H52L53 120V122H54V124L56 125V122H57V125L59 126L61 123H63L62 125H60V126H62V127H64V126H66V125H68V126H66V128L67 127H69V129H67L68 131H69V134L70 135H74L73 133L75 132H78L77 130H79L80 132L82 131V132H86L85 133V135L87 134V136H85V135H83L82 134V132H81V136L80 137H83V138H78L77 139V141L75 140V139H72L73 138V136H70V137H68V131H66L65 129L66 128H64V130H63V128H62V130L65 132V133H62V134H60V135H62V136H60V137H65V139L64 138H61V139H63L64 141L65 140H67V138H70L71 140H73L72 141V143L73 144H71L70 142H71V140H70V142H69V140H68V143L67 144H69L70 143V145H73V148H74V142L76 141L77 143H79L78 145L76 144L75 146H80L79 148H77L76 150H79V153L81 152V148L83 147V146H85V144H86V146H85V150H84V152H83V150H82V154H80L83 158H81L82 160L84 159L85 161H87V162H89V163H87V162H85V165L87 166V168L84 170L85 172H89L90 174H85V172L83 171V170H80L79 169V171L76 169L75 171H76V175H75V177H74V174L75 173H73L74 172V169H75V167L73 166V163H75L76 161H72V158H71V154L70 155H67V157H68V159H67V161L68 160H70V158H71V161H70V163H71V165L70 166H67L68 164H66L65 166L66 167H69V168H67V170H66V167L64 168V166L62 167V168H60L59 170H55L54 169V171H57V173H56V175L57 174H61V173H64V174H62V181H61V177H60V175H58V176H56V178L58 179V180H56V181H60V182H58L59 183V185H66V183L68 184V185H66V186H62V187H60V189L61 188H63V187H65V189L63 188V189H61V192L63 193V194H68V195H70V196H73V194L74 193H76V189H80V188H82V186H81V184H82V180L83 181H85V183H87V180H90V178H91V182H93V178H95V180L97 179V180H99V181H102V182H107V184H105V186L108 188V187H110L109 185H111V183H112V186L111 187H113V188H108V190L110 189V192L108 191V190H106V191H104L103 193H102V195H103V198L105 199H103V201H102V199H100V200H96V201H94L93 199H88V200H86L85 202H78V203H71L73 206L75 205L76 206V212H78L77 213V216L75 215L76 213H74L75 212V210L74 209H72V205L70 206V205H67V206H65V205H63V202L62 201H60V200H57V201H53V203H54V208L55 209H53L52 210V213H53V215L56 213V215H54L55 216V218H56V221H55V223H54V225H53V230H54V232L53 233H51V232H47L48 233V235L51 237H49L48 238V236L47 235H45V233H46V228L44 227V224H45V221L43 222V220L44 219H47L45 216H46V214H48V213H46L45 211H47L46 209H40L39 207H37V205H35L36 203L35 202H32L33 200L31 199H29L25 204H24V206L26 207L27 205H29V203H30V206H32V210H30V211H28L27 212V209L30 207V206H27L26 208L27 209H25V207H22V211H23V213L22 214H20L19 215V217L17 218H15L14 220H17V219H20L21 217H24L25 218V221L26 220H28V221H26L24 224V228L22 227V232H25V233H22L21 231V233L19 232V234H17V236H18V238L16 237V235L14 236V237H12L11 238V240H12V244L11 243H7L8 244V246H10V251L9 252H11L10 254H11V256H12V258H11V260H12V262L13 263H10V264H55V259L57 260V258H58V260H62V258H63V260L61 261L60 260V264H66L65 262H68V264H70L71 262V264H99V263H101V264H104L105 263V260H106V262H109V264L111 263H114L115 262V260L117 259V257H118V259H119V261H118V263L119 262H121V260H123V262H125V263H122V264H126V263H128V264H130V262H132V260H131V257L133 256L134 257V255L135 254H137L138 255V257L140 258V260H144L145 259V261H148L146 264H195V263H198V264H201V263H204L205 261H208V259L210 260V255H211V240L213 239V236H214V234L216 233V231H217V229H218V227H219V221H220V218L223 216V215H225L226 213H229V212H231V211H233V210H237V209H245V208H251V207H246V206H241V205H236V204H231V203H225V202H220V201H217V197L212 193V195H208L207 193H206V188H207V181H206V177L208 176V174L206 175V177H205V174H206V171H205V169H202V174L200 173V170L198 169L199 167H200V165H201V163H202V159L200 160L199 159V157H201V155L203 154V153H205V155H206V153L207 152H209V154H210V159L211 158H213L209 163H206V165L207 166H209V167H211V169H210V172H211V174H214V172H213V165H214V163H215V161L217 160V157H218V155L216 154L217 153V151H218V148H216V149H213V151H210V145H212L213 143H214V137L215 136H217V134H220V132H219V128H220V122H221V117H219L220 115L219 114H217L218 116H216V117H213V114L211 115V112L214 110V107H215V105L212 107V109L210 110V112L208 113V114H206V116H205V119H203L202 118V115H203V113H204V111H206V109H205V107L207 108V106H208V100L210 99L209 97H208V94H209V96L211 95L210 94V92L208 91V93H206V101H204V103L202 104V107L201 106H195L194 108H193V110L195 111V112H189V115L186 117L185 115H184V113L183 112H186V110H185V107L186 106H181L180 107V109H179V98L181 97V95L178 93V90L180 91V88H177V89H175V91L174 92H172L171 93V96H170V91L171 90H168V91H166V95L167 96H159V94H158V90H160V87L158 86V84L160 85V83L159 82H161V83H168V82H171L172 80L169 78V76H167L166 74H162L160 71H159V69L160 68H162L163 66L164 67H166L167 69L165 70V71H173V70H175V73H180V74H178L179 76V78L180 79H182V80H180L181 82H182V84H186L187 86H189L190 85V83L192 84V82H190V81H192V72L194 71V70H196V68H194L193 70H192V67H194L195 66V62H193L194 60L196 61V65L198 64L197 63V61H201L203 58L202 57H204V54H209L208 53V51H205V50H202V46L200 47V48H197L198 50H196V54L195 53H193V49L191 50V48L189 47V44H187L189 41H190V37H187L186 39H183L184 38V34H185V32H187V27L188 26H186L185 25V27H184V30L182 31V33L180 34V38L179 39H177L178 38V36H177V38H176V36H175V30H177V27L175 28ZM171 27V28H170ZM103 28H106L105 26L103 27ZM167 28V29H166ZM170 28V30L168 31V29ZM107 30L105 29V30H101L100 32L102 33V32H106ZM168 32V33H167ZM162 35L164 36V37H162ZM174 35V36H173ZM160 37H161V39H163V41L160 39ZM166 37H168V40H167V38ZM171 37H175V38H171ZM152 38H155V40L157 41V43H158V45H159V48L160 47H162V48H157L158 47V45H157V43L155 44L154 43V40H152ZM182 39V40H181ZM172 40V41H171ZM178 40V41H177ZM147 42V43H149V44H147V43H143V42ZM167 41V42H166ZM177 41V42H176ZM184 41H187V42H184ZM139 42V41H138ZM161 44H160V43ZM163 42V43H162ZM172 42V43H171ZM174 42H175V44H174ZM182 42H184V43H182ZM142 43V44H141ZM153 43H154V45H153ZM166 43H167V47H166ZM178 43V44H177ZM168 44H169V46H170V48H169V46H168ZM171 44V45H170ZM177 44V45H176ZM179 44H181V45H179ZM184 44V45H183ZM148 45V46H147ZM149 45H151V46H153L152 48H151V46H149ZM176 45V46H175ZM147 46V47H146ZM173 46V47H172ZM186 46V47H185ZM178 47H180V48H178ZM131 48V47H130ZM169 48V49H168ZM172 48V49H171ZM184 48V49H183ZM152 49H153V51H152ZM163 51H162V50ZM170 49H171V51H170ZM174 49V50H173ZM183 49V50H182ZM151 51V53H150V51ZM178 50V51H177ZM186 50V51H185ZM202 50V51H201ZM160 51V52H159ZM177 51V52H176ZM205 51V52H204ZM166 53L165 54V56H164V54H161V53ZM173 52V53H172ZM191 52H192V54H191ZM201 52V53H200ZM152 53H154V54H152ZM160 53V54H159ZM170 53V54H169ZM179 53V54H178ZM182 53V54H181ZM189 53V54H188ZM204 53V54H203ZM134 54V55H133ZM173 54V55H172ZM186 54V55H185ZM194 54V55H193ZM216 53H214L213 51H212V53L210 52V55H212V57L214 58L213 60L215 61L216 59H218V58H220V57H222L219 53L217 54V55H215ZM132 55V56H131ZM158 55H160L161 57H159ZM164 56V58H163V56ZM167 55H168V57L169 58H171L172 59V62L170 61V59L169 58H167ZM181 56L180 58H179V56ZM191 55H192V57H191ZM196 55V56H195ZM171 56V57H170ZM188 56V57H187ZM201 56V57H200ZM133 57H134V59H133ZM156 57V58H155ZM159 57V58H158ZM184 57V58H183ZM217 57V58H216ZM161 58V59H160ZM163 58V59H162ZM177 58H179V59H181V60H178ZM193 58V59H192ZM223 58V57H222ZM127 59V60H126ZM157 59H160V61H161V63H162V61L164 62V60H165V62H166V60L168 59V65L170 64V62L171 63H176V62H178V63H174L173 65L171 64V65H167V64H161L160 63V61L159 60H157ZM182 59H183V61H182ZM199 59V60H198ZM131 60H134L136 63H134V61H131ZM175 60H177V61H175ZM191 62H190V61ZM129 61H130V63H129ZM181 61V63H179ZM185 61H187L186 62V64L187 65H185ZM213 61V62H214ZM220 61V59L217 61H215L216 63L217 62H219ZM69 63H68V65H70V61H68ZM153 62H154V64H153ZM158 62V63H157ZM166 62V63H167ZM189 62V63H188ZM133 63V64H132ZM153 65H152V64ZM155 63H156V65H155ZM191 63V64H190ZM159 64V65H158ZM179 64V65H178ZM184 64V65H183ZM124 65V66H123ZM191 65H194V66H191ZM216 65V64H215ZM142 66V67H141ZM143 66H145L144 68H143ZM157 66H159V69H158V67ZM171 66V68L169 69V67ZM172 66H173V69H172ZM179 66V67H178ZM180 66H181V68H180ZM91 69H90V68ZM124 67V68H123ZM127 67H129V68H127ZM156 67H157V70H156ZM176 67V68H175ZM188 67V68H187ZM90 70H95L94 72L93 71H91L90 73L92 74V75H94V76H92V75H90L89 76V69ZM110 68H113L112 70L110 69ZM116 68V69H115ZM119 68H121L122 69V71H121V69H119ZM148 68V70L146 71V69ZM175 68V69H174ZM183 68H184V70H183ZM186 68H187V70H186ZM191 68V70H190V72H189V69ZM68 70H70L71 68H67ZM83 69V71H81ZM86 69V70H85ZM105 69H107L108 71H105ZM118 69V70H117ZM133 69V70H132ZM149 69H150V71H149ZM111 70V71H110ZM114 70H117V71H114ZM124 70V71H123ZM153 70V71H152ZM155 70V71H154ZM180 72H179V71ZM183 70V71H182ZM118 71H120V72H118ZM127 71V72H126ZM158 73H157V72ZM177 71V72H176ZM183 73H182V72ZM187 71V72H186ZM86 72V73H85ZM108 73L109 74V76H108V74H107V76H106V73ZM115 72V73H114ZM146 74H145V73ZM153 72H154V74H153ZM156 72V73H155ZM84 73V74H83ZM87 73H88V76H89V79H95V81H91V80H87V81H85L86 80V78L88 79V76H87ZM94 73V74H93ZM119 74L118 76L120 77L119 79H117V80H115V78H113V75H115V74ZM121 73L123 74V75H121ZM150 73H151V76H150ZM190 73H191V75H190ZM68 74H69V72H68ZM83 74V75H82ZM159 74V75H158ZM182 74V75H181ZM121 75V76H120ZM149 75V76H148ZM163 75V76H162ZM184 75V76H183ZM93 77V78H90V77ZM125 76V77H124ZM189 76H190V79H189ZM156 77H158V78H156ZM166 77V78H165ZM185 78V82H184V78ZM81 78V80H79V79ZM82 78H84V79H82ZM99 78V79H98ZM111 78V79H110ZM149 78V80H151L150 81V83H148V79ZM150 78H152V79H150ZM161 79V81H160V79ZM164 78V79H163ZM71 79L74 81V82H72L71 81ZM112 80L111 82H112V86L110 85L111 83H110V80ZM121 79V80H120ZM175 79V78H174ZM174 79H173V81H174ZM176 79H177V77H176ZM82 80H83V82H82ZM109 80V81H108ZM115 80V81H114ZM119 80V81H118ZM154 80V82H152ZM155 80H156V82H155ZM167 80V81H166ZM169 80V81H168ZM84 81L85 82H88L87 84L86 83H84ZM91 81V82H90ZM102 81H104L103 83H101ZM164 81V82H163ZM190 83H189V82ZM76 82V83H75ZM77 82H81V83H78V85H77ZM93 82H95V84L93 83ZM99 82H100V84L102 85L103 84V87L101 88L100 87V85H99ZM106 82H108V83H106ZM115 82V83H114ZM118 82V83H117ZM120 82V83H119ZM175 82V81H174ZM188 84H187V83ZM110 83V84H109ZM114 83V84H113ZM121 83H123V84H121ZM133 83H135L134 85H133ZM147 83V84H146ZM154 83H155V85H154ZM156 83H157V86H156ZM172 83V82H171ZM65 84V85H64ZM74 84H76V85H74ZM96 84H97V86H96ZM105 84H107V85H105ZM109 84V85H108ZM118 84V85H117ZM130 84V88L128 87V85ZM59 85V86H58ZM61 85V86H60ZM72 85V86H71ZM74 85V86H73ZM91 85H93L92 87H94V88H91L90 86ZM121 85H123V86H121ZM137 85V86H136ZM150 85H152V86H150ZM66 88H65V87ZM68 86H70L69 88H68ZM76 86V87H75ZM79 86H81V87H79ZM105 86H111V88H112V90L111 89H109V88H107L106 87V89L104 88ZM115 86H116V88H115ZM119 86H120V88H121V91L120 90H118V89H120L119 88ZM126 86V87H125ZM133 86H134V88H133ZM191 86V85H190ZM73 87H75V88H73ZM80 89H79V88ZM87 87H89V88H87ZM97 87L99 88H101L102 89V91H101V89L99 88L98 90H97ZM123 87V88H122ZM151 87H153L155 90H153V88H151ZM64 88V89H63ZM71 88V89H70ZM73 88V89H72ZM77 88V89H76ZM96 88V89H95ZM104 88V89H103ZM118 88V89H117ZM128 88H129V90H128ZM157 88V89H156ZM68 89H69V91H68ZM84 89V90H83ZM91 89V90H90ZM107 89H109L110 90V92L107 94ZM122 89L123 90H125V92L124 91H122ZM135 89V90H134ZM151 89V90H150ZM63 90H66L65 92L63 91ZM88 90V91H87ZM95 90H97V91H95ZM115 90V91H114ZM133 90H134V92H133ZM209 90V89H208ZM77 91V92H76ZM112 91V92H111ZM121 92L120 94H122V96H120L119 94H116V92L117 93H119V92ZM148 91V92H147ZM152 91V92H151ZM207 91V90H206ZM245 89H244V94H245ZM67 92H69L68 94H70L71 95V99H70V96L69 95H67ZM76 92V93H75ZM81 92V93H80ZM90 92H94V93H90ZM102 92V93H101ZM115 93V95H114V93ZM73 93V94H72ZM87 93V94H86ZM99 93H100V95H99ZM177 93L180 95V96H178L177 95ZM85 94V95H84ZM93 95V97L91 96V95ZM108 95V97H107V99L109 98V100H107L106 99V96ZM155 94V95H154ZM169 94V95H168ZM176 94V95H175ZM243 94V95H244ZM73 95V96H72ZM75 95V96H74ZM98 96L97 98H96V96ZM103 95H105V96H103ZM109 95H111V96H113V97H111V96H109ZM157 95H158V97H159V99H155V97L156 98H158L157 97ZM66 96V97H65ZM78 98H77V97ZM83 96V97H82ZM102 96V97H101ZM118 96V97H117ZM67 97H69V98H67ZM74 97H75V99H74ZM100 97V98H99ZM103 97L105 98V99H103ZM112 98V100H111V98ZM114 97H115V99H114ZM118 99H117V98ZM151 97V98H150ZM152 97H153V99H152ZM167 97V98H166ZM208 97V98H207ZM126 98V99H125ZM170 98V99H169ZM66 99V100H65ZM93 99V100H92ZM100 99H102V100H100ZM121 99V100H120ZM151 99V102H149V100ZM154 99H155V101H154ZM164 99V100H163ZM169 99V100H168ZM69 100V101H68ZM75 102H74V101ZM77 100V101H76ZM111 100V101H110ZM167 100L169 101V102H167ZM181 100V99H180ZM85 101V102H84ZM88 101V102H87ZM95 101V102H94ZM101 101V102H100ZM107 101H109L108 103H107ZM117 101V102H116ZM161 101V102H160ZM164 101V102H163ZM166 101V102H165ZM73 102V103H72ZM82 102V103H81ZM125 102V103H124ZM163 102V103H162ZM76 103V104H75ZM91 103V104H90ZM99 103V104H98ZM102 103V104H101ZM105 104V107H104V104ZM107 103V104H106ZM112 103V104H111ZM172 105H171V104ZM178 103V104H177ZM80 104V105H79ZM164 104V105H163ZM72 105V106H71ZM74 105H75V109H74ZM87 107H86V106ZM90 105H91V107H90ZM95 105V106H94ZM99 105V106H98ZM103 105V106H102ZM62 106H64V107H62ZM68 106V107H67ZM78 106V107H77ZM94 106V107H93ZM106 106H107V111H106ZM110 106V107H109ZM147 106V107H146ZM161 106H163V107H161ZM82 107V108H81ZM86 108V110L85 111H83L84 110V108ZM161 107V108H160ZM56 108H57V110H56ZM65 108V109H64ZM77 108H79V109H77ZM81 108V109H80ZM89 108V109H88ZM105 108V109H104ZM109 108V109H108ZM204 108V109H203ZM53 109H55V111L52 110ZM61 109V110H60ZM69 109V110H68ZM93 111H91V110ZM165 109V110H164ZM63 110V111H62ZM66 110V111H65ZM67 110H68V112H67ZM80 110H81V112H80ZM101 110V111H100ZM109 110V111H108ZM204 110V111H203ZM216 110V109H215ZM56 111H58V113H56ZM60 111V112H59ZM64 111L66 112V113H64ZM79 113H78V112ZM88 111V112H87ZM103 111V112H102ZM106 111V112H105ZM111 111V112H110ZM162 111V112H161ZM53 112V113H52ZM70 112V113H69ZM71 112L73 113L72 115H71ZM95 112V114L93 115V113ZM80 113L81 114H84V115H81V116H79L80 115ZM85 113H90V114H86L85 115ZM105 113V114H104ZM108 113H109V115H108ZM196 113V114H195ZM61 114H63L62 116H60ZM68 116H67V115ZM76 114V115H75ZM89 115H91L90 117H89ZM183 115V116H182ZM194 115V116H193ZM96 116V117H95ZM112 116V117H111ZM64 119H69V120H63V118ZM73 117V118H72ZM75 117L78 119L79 117V119H78V121H79V123H78V121H76L77 119H75ZM88 117V118H87ZM180 117V118H179ZM182 117V118H181ZM109 118H118L117 120H120L121 118V122H122V124L124 125L125 123H126V121H127V123L123 126V129L121 130L120 129V132H118V133H116L115 131H114V129H111V126L110 125H108V123H107V121L109 120ZM201 118L203 119L202 120V123L201 124H199V122L201 121ZM62 119V120H61ZM70 119H72L71 121H70ZM75 119V120H74ZM80 119H83L82 121L80 120ZM87 119V120H86ZM91 119V120H90ZM95 119V120H94ZM107 119V120H106ZM180 119V120H179ZM58 120V121H57ZM61 120V123L59 122ZM85 120V121H84ZM93 120V121H92ZM180 122H179V121ZM63 121V122H62ZM68 121H70V122H68ZM84 121V122H83ZM87 121V122H86ZM178 121V122H177ZM182 121V122H181ZM240 121V120H239ZM74 122H75V126H71L72 124L74 125ZM94 122V123H93ZM160 122V123H159ZM66 123H68V124H66ZM70 123V124H69ZM83 123H85V124H83ZM101 123V124H100ZM78 124V125H77ZM80 124H83V125H80ZM88 124H90V126L92 125V126H94V127H90ZM130 124V125H129ZM177 124H178V127H177ZM64 125V126H63ZM77 125V126H76ZM96 125V126H95ZM198 125V126H197ZM200 125H203V126H201V134H199V135H201V136H195V133H194V131H195V129L197 128V127H200ZM83 126H85V128H83ZM87 126V127H86ZM99 126H100V128H99ZM124 127H126V128H128L129 130H130V128H131V130H133V131H129L130 132V135H129V132L127 131V129L125 128V131H123L124 130ZM203 127V128H202ZM217 127H218V130H216L217 129ZM73 128V129H72ZM81 128V129H80ZM89 128V129H88ZM93 128H95V129H93ZM102 128V129H101ZM104 128V129H103ZM162 128V129H161ZM178 128V129H177ZM182 128V129H181ZM101 129V130H100ZM106 129V130H105ZM172 129H174L175 130V132H176V134H174L171 130ZM71 130V131H70ZM87 130V131H86ZM90 130V131H89ZM94 130H96L95 132H94ZM112 130H113V132H112ZM161 130V135H160V139H159V142H158V145L153 149V150H150V147L152 146V142H153V140H154V135H158L159 134V131ZM173 130V131H174ZM177 130V131H176ZM199 130V129H198ZM101 131V132H100ZM158 131V132H157ZM66 132H67V134H66ZM73 132V133H72ZM80 132H78L79 134H80ZM98 132V133H97ZM103 132V133H102ZM115 132V133H114ZM122 132H124V133H122ZM128 132V135H125V133H127ZM168 132H169V134L171 135V134H174L175 136H177L178 137V135H179V137H182L184 140H183V144L181 143L180 145H181V147H179V152H178V154H176L177 156H175V158L174 159H172V158H170L169 156L170 155H166L167 157H165V158H162V159H160L161 157L160 156H163V151L162 150H160V148H161V145H162V142H164L167 138H170V135L168 134ZM219 132V133H218ZM72 133V134H71ZM78 133H76L77 134V136L79 137V134ZM105 133V134H104ZM108 133H110V134H108ZM113 133V134H112ZM193 133H194V135H193ZM66 134V136H64ZM95 134H98V135H95ZM112 134V135H111ZM120 134V135H119ZM167 134L169 135V136H167ZM178 134V135H177ZM88 135H89V137H90V140H89V137H88ZM91 135V136H90ZM107 135H109V136H107ZM122 135V136H121ZM92 136H93V138H92ZM96 136V137H95ZM110 136H112V137H110ZM116 136H117V138H116ZM150 136V137H149ZM166 136V137H165ZM175 136H173L174 138H175ZM197 138V137H199V141L196 139L195 140V137ZM85 137H87L88 139H86V140H88V141H86L85 140ZM104 138V140L102 139V138ZM106 137V138H105ZM110 137V138H109ZM114 137V139H112ZM122 137H123V139H122ZM125 137H127V138H129V137H131V138H129V139H132V140H129V139H127V138H125ZM133 137V138H132ZM135 137V138H134ZM95 138V139H94ZM118 138H119V140H118ZM173 138V139H174ZM227 138H229V137H227ZM231 138V137H230ZM60 138H58V140L57 141H59V140H61ZM80 139H83V142L85 143L84 145H83V142H82V140H80ZM93 139V140H92ZM100 139V140H99ZM106 139V140H105ZM125 139V140H124ZM164 139V140H163ZM173 139H172V135H171V140L173 141ZM63 140H61V141H59L60 143H63L64 141ZM113 142H112V141ZM124 142H123V141ZM134 140V141H133ZM175 140V139H174ZM223 140V139H222ZM90 141V143L92 142H94L93 144L91 143V147H90V145H89V142ZM95 141H96V143H95ZM98 141V142H97ZM109 141V142H108ZM128 141V142H127ZM195 141H197V143L195 142ZM66 142V141H65ZM105 143V144H98V143ZM112 142V143H111ZM125 142H127L126 144H125ZM174 142V141H173ZM213 142V143H212ZM81 143H82V145H81ZM107 143V144H106ZM195 143H196V147H195ZM55 144H56V142H55ZM66 144V145H67ZM96 144V145H95ZM118 144V145H117ZM125 144V145H124ZM161 144V145H160ZM164 144V143H163ZM69 145V146H70ZM96 147L97 145H99V146H101V147H96V148H94L93 149V147L94 146ZM112 145V146H111ZM114 145H115V147H114ZM122 147H121V146ZM124 145V146H123ZM87 146H89L91 149H86V147ZM97 148H100V149H102V150H97ZM113 148V149H112ZM116 148V149H115ZM135 148H137V150L138 151H143L144 152V150H145V153L147 152V158H145V161H144V163H142V164H140V165H138V168H135V169H133L132 171H130L129 173H127L128 171L127 170H125V168H123V167H125L124 165H127V164H125V163H127L126 162V160H123V159H125L126 157H123V156H125L126 154H128L132 159H134L135 157H134V149ZM195 148V149H194ZM94 150V152H93V150ZM108 149V150H107ZM112 149V150H111ZM120 149V150H119ZM107 150V151H106ZM115 150H116V152H115ZM119 152H118V151ZM109 151V152H108ZM154 151V152H153ZM78 152V151H77ZM97 152V153H96ZM102 152H104V153H102ZM153 154H152V153ZM162 152V153H161ZM193 152V153H192ZM88 155H87V154ZM94 153V154H93ZM102 156V158H100V159H98L97 158V156L98 157H100V155ZM115 153V154H114ZM120 153H122V154H120ZM125 153V154H124ZM192 153V154H191ZM212 153V154H211ZM117 154V155H116ZM201 154V155H200ZM91 155V156H90ZM93 155V156H92ZM104 155V156H103ZM109 155V156H108ZM113 155H115V156H113ZM120 155V156H119ZM154 155V156H153ZM116 156H118V157H116ZM90 157V158H89ZM114 158V159H110V158ZM160 157V158H159ZM169 157V158H168ZM128 158V157H127ZM87 159V160H86ZM96 159V160H95ZM157 159V160H156ZM172 159V160H171ZM89 160V161H88ZM94 160V161H93ZM119 160H121V161H119ZM160 160V161H159ZM163 160V161H162ZM96 161V162H95ZM100 161V162H99ZM166 161V162H165ZM168 161L169 162H173V164H172V162L169 164L168 163ZM124 162V163H123ZM77 163V162H76ZM91 163V164H90ZM93 163V164H92ZM88 164H90V165H95V164H98V165H96V166H94L95 167V169H96V172H95V169H93L94 167H92V166H88ZM104 164V165H103ZM123 164V165H122ZM104 166L105 168H102L103 170H101V171H99L100 170V168H101V166ZM107 165V166H106ZM168 165V166H167ZM169 165H171V166H169ZM71 167V168H70ZM91 168L90 170L88 169V168ZM122 167V168H121ZM171 167V168H170ZM202 167H203V165H202ZM119 168V169H118ZM73 169V170H72ZM105 169V170H104ZM113 169V170H112ZM171 169V170H170ZM69 170H70V172L72 171V173H70L69 172ZM107 170V171H106ZM135 170V171H134ZM61 171H63V172H61ZM103 171V172H102ZM123 171V172H122ZM186 171L188 172V176L187 175H184L185 173H186ZM80 172H81V174H82V172H83V176L82 175H80ZM92 172V173H91ZM98 172V174H95V173H97ZM101 172H102V174H101ZM107 172H109L108 174H107ZM199 172V173H198ZM94 173V174H93ZM104 173V174H103ZM120 173V174H119ZM125 173V174H124ZM126 173L128 174L127 176H126ZM71 174H73V176L71 175ZM113 174V175H112ZM210 174V173H209ZM66 175H67V177H66ZM71 175V176H70ZM79 175V176H78ZM85 175H89V176H85ZM200 175V176H199ZM202 175V176H201ZM76 176H78L77 178H76ZM98 176H100V177H98ZM113 176V177H112ZM60 179H59V178ZM66 179H65V178ZM74 177V178H73ZM98 177V178H97ZM202 177H204V178H202ZM88 178V179H87ZM114 178H117L116 180L114 179ZM127 178V179H126ZM130 178V179H129ZM201 178L203 179V180H201ZM76 181H75V180ZM78 179V180H77ZM79 179H80V181H79ZM113 179V180H112ZM64 180H66V182H63ZM94 180V181H95ZM118 180V181H117ZM122 180H124V181H122ZM79 181V182H78ZM111 181V182H110ZM114 181H115V185L113 184L114 183ZM214 181V180H213ZM62 182H63V184H62ZM75 182V183H74ZM105 182V183H106ZM120 182V183H119ZM126 183L125 185H127V186H129L130 187V194L131 195H133V197H136V198H134L135 200H131L132 198H131V196L130 195H127L125 198H123V199H121V197H120V199L122 200V202H121V200L119 199V197H117V198H115L116 196H117V194L119 195V190H120V187L119 186H121V184L122 183ZM61 183V184H60ZM65 183V184H64ZM88 183H89V181H88ZM87 183V184H88ZM119 183V184H118ZM119 186H118V185ZM72 185H74L73 186V188H71L72 187ZM77 185V186H76ZM115 186V189H117L116 191H115V189H114V186ZM76 186V187H75ZM85 186H87L86 184H85ZM68 187V188H67ZM117 187V188H116ZM141 187H143L142 189L143 190H141ZM145 187V188H144ZM162 187V188H161ZM168 187V188H167ZM174 187V188H173ZM138 188V189H137ZM68 189H70V190H68ZM75 189V190H74ZM149 189V190H148ZM161 189V190H160ZM63 190V191H62ZM72 190V191H71ZM176 190V191H175ZM112 191V192H111ZM115 191V192H114ZM147 191V192H146ZM153 191V192H152ZM155 191V192H154ZM197 191H201V192H203L201 195L200 194H197ZM65 192V193H64ZM73 194H72V193ZM164 192V193H163ZM110 193L112 194V193H114L113 194V199H111V195H110ZM140 193V194H139ZM152 194V193H157V194H153V196L152 195H148V194ZM169 194V196L168 195H166V194ZM72 194V195H71ZM109 194V195H108ZM115 194H116V196H115ZM136 194V195H135ZM178 194V195H177ZM210 194V193H209ZM107 196H109V197H107ZM115 196V197H114ZM130 196V197H129ZM167 196V197H166ZM105 197H107V198H105ZM111 199V200H108V199ZM138 198V199H137ZM128 199H130V200H128ZM107 200V201H106ZM131 201L130 203L128 202V201ZM198 200H201V202H199ZM107 202V203H105V202ZM113 201V202H112ZM121 203H120V202ZM32 202V203H31ZM87 202H89L90 204H86ZM112 202V203H111ZM118 202H119V204H118ZM125 202V203H124ZM132 202H133V204H132ZM136 204H135V203ZM168 202V203H167ZM176 202H177V204H176ZM59 203H61L59 206H58V204ZM82 203V204H81ZM96 203V204H95ZM104 203V204H103ZM113 203H115L117 206H118V208H116L117 206H115V204H113ZM27 204V205H26ZM80 204V205H79ZM95 204V205H94ZM102 204V205H101ZM138 205V206H135V205ZM153 204V205H152ZM162 204H164L163 206H162ZM89 207H88V206ZM100 205V206H99ZM106 205L108 206V207H106ZM113 207H112V206ZM123 205L124 206V208H123V206L121 207V206ZM128 205V206H127ZM199 205V206H198ZM200 205H202V206H204V207H202V210H200L201 208H200ZM216 205V206H215ZM61 206H63V207H61ZM74 206V207H75ZM85 207V208H87V209H85L84 208V210L83 209H81L82 207ZM87 206V207H86ZM111 206V207H110ZM133 206V207H132ZM176 206V207H175ZM36 207V208H35ZM57 207V208H56ZM69 207V208H68ZM80 207V208H79ZM95 207V208H94ZM100 207H102L101 209L102 210H99L98 208H100ZM120 207H121V209L122 210H124V209H126V210H124V211H120L121 209H120ZM130 208V210H129V208ZM165 207V208H164ZM196 207V208H195ZM37 210L38 208H39V210H42V213L40 212H38V210L36 211V212H38L39 214H36V212H35V209ZM60 208V209H59ZM66 208V212L64 211V209ZM111 208H113V209H111ZM169 209V211H168V213H167V215L168 216H166V217H164L163 215H164V213L162 212L164 209ZM211 208H213V210H216V211H211L210 209ZM215 208V209H214ZM217 208V209H216ZM223 208V209H222ZM234 208V209H233ZM34 209V210H33ZM61 209H63L62 211H61ZM81 210V213H83V214H81V213H79L80 212V210ZM97 209V210H96ZM255 209H257V208H255ZM20 210V211H21ZM67 210H68V212H67ZM71 210V211H70ZM72 210H73V212H72ZM84 212H83V211ZM95 210L96 211H99V212H95ZM105 210V211H104ZM257 210H259V211H261L262 213H264V210H262V209H257ZM24 211H25V213H24ZM35 213V215H34V213ZM59 211V212H58ZM61 211V212H60ZM63 211H64V213L65 214H67L66 215V217L64 216L65 214L63 213ZM69 211H70V213H69ZM86 211H87V213L88 214H86ZM94 213H93V212ZM110 211H111V214H110ZM121 213H120V212ZM202 211V212H201ZM27 212V213H26ZM30 212H31V214L32 215H30ZM62 213V216H61V218H60V216H58L59 214L58 213ZM90 212V213H89ZM115 212V213H114ZM119 212V213H118ZM213 212V213H212ZM19 213H21V212H19ZM46 213V214H45ZM93 213V215H91ZM124 213V214H123ZM135 213H137V214H135ZM217 213V214H216ZM29 214V217L27 216ZM64 214V215H63ZM80 216H79V215ZM87 216H86V215ZM90 214V215H89ZM94 214L96 215V216H94ZM101 214H102V216H101ZM109 215V216H107V215ZM22 215V216H21ZM35 217H34V216ZM37 215L38 216H40L38 219H35V220H33L32 221V219L33 218H37ZM68 215H72V220L73 221H69L70 219L67 217ZM75 215V216H74ZM86 217H84V216ZM115 215V216H114ZM139 215V216H138ZM57 216V217H56ZM83 216V217H82ZM89 216H90V218H89ZM95 217V219H93V217ZM111 216V217H110ZM114 216V217H113ZM136 216V217H135ZM30 217H32L31 219H30ZM45 217V218H44ZM105 217V218H104ZM109 217V218H108ZM129 217V218H128ZM170 217V218H169ZM61 219V222L58 220V219ZM63 218V219H62ZM65 218V219H64ZM68 220H67V219ZM75 218H76V220H75ZM91 218L93 219V220H91ZM141 218V219H140ZM29 219L31 220V221H29ZM87 219H89L88 221H87ZM115 219V220H114ZM124 219V220H123ZM132 219V220H131ZM169 219V221H167V220ZM37 220V221H36ZM43 222L42 224L40 223L41 221ZM74 220L77 222H74ZM82 220V221H81ZM83 220H85V221H83ZM128 220V221H127ZM36 221V222H35ZM67 221L70 223H72V222H74V224L72 223H70L71 224V226H70V224L69 223H67ZM81 221V222H80ZM107 221V222H106ZM136 221H139V222H136ZM149 221V222H148ZM29 222V223H28ZM37 222H38V224H37ZM58 222H60V223H58ZM85 222H86V224H85ZM90 223V225H89V223ZM124 222V223H123ZM144 222H146V223H144ZM170 222V223H169ZM57 223V224H56ZM61 223H63V225L61 224ZM80 223V224H79ZM131 223V224H130ZM134 224V226H133V224ZM30 224H31V226L32 227H30ZM34 224V225H33ZM61 224V225H60ZM65 224H69V227H68V225H65ZM77 226H76V225ZM80 226H79V225ZM83 224V225H82ZM87 225L86 227H85V225ZM95 224V225H94ZM143 224V225H142ZM152 224V225H151ZM165 224V225H164ZM56 225V226H55ZM92 225V226H91ZM94 225V226H93ZM100 225V226H99ZM109 225V226H108ZM113 225V226H112ZM122 225V226H121ZM128 225V226H127ZM131 225V226H130ZM168 225V226H167ZM25 226H26V228H25ZM73 226H75L74 228H73ZM82 226V227H81ZM84 226V227H83ZM88 226H90V227H88ZM97 226V227H96ZM113 228H112V227ZM145 226H147V228L145 227ZM152 226V227H151ZM27 227L30 229V231H29V229H27ZM37 227H41V228H37ZM43 227V228H42ZM55 227V228H54ZM59 227V228H58ZM63 229H62V228ZM72 229H71V228ZM93 227V228H92ZM102 227H105L103 230H105V233H103V232H101V231H103V230H101V228ZM117 227H121L122 228V231H121V228H117ZM134 227V228H133ZM139 227V228H138ZM145 227V228H144ZM155 227H156V229H155ZM32 228L33 229H37V230H35L36 232L38 231V230H40L41 232H37V236H39V238L41 239V237H42V235H44V236H47L46 237V239H45V237L43 236L42 238L43 239H45V241L47 242H51V246L50 245H48V246H50V248L47 246V249L45 248V251H46V253L48 252V254H37V253H35L33 250L31 251V248L28 246V245H31L30 243H36V240L39 242V238H37V237H35L36 236V232L34 231V230H32ZM44 228H45V230H44ZM71 230H70V229ZM78 228V229H77ZM112 228V231L110 230V229ZM125 228H127V229H125ZM144 228V229H143ZM158 228H160V229H158ZM41 229H43L45 232H44V234H42V230ZM58 231H57V230ZM59 229H61V230H59ZM65 229H67L66 231H65ZM77 229V230H76ZM86 229H87V231H86ZM124 229H125V231H128V232H125L124 231ZM146 229V230H145ZM70 230V233L68 232ZM75 230V231H74ZM109 230L111 231V232H113V231H115V232H113V233H111V232H109ZM117 230H119V231H117ZM132 230V231H131ZM149 230V231H148ZM154 230V231H153ZM30 233H29V232ZM62 231L65 233V235H67V236H62V235H64L63 233H62ZM74 231V232H73ZM88 231H89V233H88ZM106 231H108V232H106ZM162 232L161 234H160V232ZM0 235L1 234H3L4 233V231H3V224H1L0 223ZM27 232V233H26ZM59 232H61V233H59ZM81 232V233H80ZM84 232V233H83ZM86 232V233H85ZM97 232H100V233H97ZM123 232V233H122ZM39 233H41L40 235H39ZM69 233V234H68ZM72 233V234H71ZM103 233V234H102ZM121 233V235H117V234H120ZM125 233V234H124ZM128 233V234H127ZM153 233V234H152ZM23 234H26L27 236H25V237H23L22 235ZM52 234H53V236H52ZM61 236H60V235ZM88 234V235H87ZM94 234H97V236L96 235H94ZM99 234V235H98ZM102 234V235H101ZM122 234H124V236H122ZM132 236H131V235ZM160 234V235H159ZM4 235V234H3ZM56 235H58V236H56ZM73 235H77V236H80V238L78 239V237L77 236H73ZM82 235H84V236H82ZM90 235V236H89ZM101 235V236H100ZM106 236V238H104V236ZM117 236L116 238H114L115 239V241H114V239H113V236ZM129 235H130V237H129ZM134 235V236H133ZM140 235H142L141 237H140ZM29 236H30V238H29ZM89 236V237H88ZM99 236V237H98ZM110 236L112 237V242H110V240H111V238H110ZM124 237V238H121V237ZM136 236V237H135ZM138 236V237H137ZM152 236V237H151ZM52 237L55 239V241H59L60 239L62 240V242L65 240V242H63V244L61 243V244H58V242H56L55 243V241L52 239ZM61 237V238H60ZM75 237H77L76 239H77V241L75 240ZM127 237V238H126ZM135 237V238H134ZM145 237L146 238H148V241H147V239H145ZM25 238V239H24ZM48 238V239H47ZM57 238H60V239H57ZM64 238H66V239H64ZM110 238V239H109ZM131 238H134V239H131ZM164 238V239H163ZM74 239V240H73ZM88 239V240H87ZM94 239H96V240H94ZM137 239V240H136ZM142 239V240H141ZM144 239V240H143ZM157 239V240H156ZM27 240H31V241H28L27 242ZM34 240H35V242H34ZM84 240V241H83ZM103 240V241H102ZM104 240H105V242H104ZM118 240L119 241H121V242H118ZM136 240V241H135ZM25 241H26V243H29V244H26L28 247L26 248V245H25ZM53 241H54V243H55V245H53ZM72 241H73V244H72ZM80 241V242H79ZM89 241V242H88ZM102 241V242H101ZM108 241L110 242V244H108ZM124 241V242H123ZM132 241V242H131ZM136 242L137 244H138V242L137 241H139V242H141V244L140 245H137L136 243V245L135 246H132L131 244L133 243L134 244V242ZM143 241V242H142ZM147 241V242H146ZM47 242V243H48ZM71 243V244H69V243ZM82 242V243H81ZM86 242V243H85ZM93 242V243H92ZM114 242V243H113ZM120 243L121 245L123 244V245H129V246H131V247H127V249H128V251L127 252H122V251H126L125 250V248H124V250H121V252H119L120 251V248L121 247H124V246H119L118 244H116V245H114L115 243ZM48 243V244H49ZM65 243H67V244H65ZM77 243V244H76ZM81 243V244H80ZM98 245V247H97V245ZM103 243H105V244H103ZM128 243V244H127ZM143 243H145V244H143ZM11 244V245H10ZM17 244V245H16ZM57 244V245H56ZM67 246H65V245ZM75 244H76V246L78 247H76L75 246ZM86 244H88V245H86ZM95 244V245H94ZM112 244V246H110ZM152 244V245H151ZM164 244V245H163ZM14 247H13V246ZM24 245V246H23ZM65 246V247H63L62 249H61V247L62 246ZM70 245V246H69ZM79 245H81V246H79ZM102 245V246H101ZM110 246V247H106V246ZM149 245V246H148ZM45 246V247H46ZM55 246H56V248H55ZM58 246H60V247H58ZM75 246V247H74ZM83 246H85V247H83ZM93 246V247H92ZM103 246H105L104 248H103ZM117 246V248L115 249V247ZM140 246V247H139ZM153 246V247H152ZM54 247V248H53ZM69 247V248H68ZM113 247V248H112ZM139 247V248H138ZM146 247H147V249H146ZM9 248V247H8ZM18 248V249H17ZM29 248V249H28ZM72 248V249H71ZM82 248H83V250H82ZM86 248V249H85ZM98 250H97V249ZM101 248V249H100ZM109 248V250H107ZM110 248L112 249V252H111V250H110ZM156 250H155V249ZM162 250H161V249ZM15 249V250H14ZM29 251H28V250ZM48 249L50 250V251H48ZM61 249V250H60ZM63 249H65V250H63ZM69 249H70V251H69ZM81 251H80V250ZM89 249H91V250H89ZM93 249V250H92ZM97 251H96V250ZM138 249V250H137ZM23 250V251H22ZM24 250H26V251H24ZM78 250H79V252H78ZM88 250V251H87ZM102 250V251H101ZM103 250H105V251H103ZM119 252V253H122V254H120L119 255V253L117 252V251ZM129 250H130V252H129ZM143 250V251H142ZM153 250V251H152ZM28 251V252H27ZM58 251V252H57ZM60 251H62L61 253L62 254H60V255H62L61 257H58L59 256V252ZM72 251V252H71ZM110 251V252H109ZM155 251V252H154ZM159 251V252H158ZM21 252V253H20ZM25 252V253H24ZM32 252V253H31ZM57 252V253H56ZM69 252H71V253H69ZM74 252H76L75 253V255H74ZM81 252H83V253H81ZM87 254H86V253ZM98 252V253H97ZM100 252H101V254H100ZM107 252V253H106ZM129 252V253H128ZM140 252H141V254H140ZM158 252V253H157ZM14 253H16V254H14ZM23 253V254H22ZM29 253V254H28ZM55 253V254H54ZM67 253V254H66ZM79 253V254H78ZM94 253V254H93ZM100 254V256L102 257H99V255H97V254ZM104 253H106V254H104ZM28 254V255H27ZM33 254L34 255V257H33V255L31 256V255ZM37 254V255H36ZM63 254H65V256L63 255ZM114 254V255H113ZM116 254V255H115ZM134 254V255H133ZM188 254V255H187ZM16 255V256H15ZM22 255V256H21ZM27 255V256H26ZM32 257H30V256ZM53 255H54V257H53ZM119 255V256H118ZM143 255V256H142ZM160 255V256H159ZM188 256V257H186V256ZM24 256V258H22ZM39 256V257H38ZM42 256H43V259H42ZM50 256V258H48ZM57 256V257H56ZM70 256V257H69ZM81 257L82 256V258H80V261L78 260L79 258H77V257ZM85 256V257H84ZM106 257L105 258V260H104V257ZM185 256V257H184ZM26 257H27V259H26ZM30 257V258H29ZM36 257V258H35ZM66 257V258H65ZM84 257V258H83ZM99 257V258H98ZM110 257V258H109ZM122 257V258H121ZM133 257H132V259H133ZM146 257V258H145ZM39 259V260H41L40 262H39V260H36V259ZM46 258H48V260H50L51 258H52V260H53V258H54V260H53V262H52V260H50V261H48ZM88 258V259H87ZM90 258V259H89ZM107 258H109V259H114V262L113 261H111V260H108ZM116 258V259H115ZM123 258H125V259H123ZM144 258V259H143ZM29 259V260H28ZM35 259V260H34ZM68 259V260H67ZM70 259H74L73 261L72 260H70ZM93 259H95V260H93ZM103 259V260H102ZM126 259H128L129 261L128 262H126L127 260ZM151 259H153L152 261H151ZM19 260V261H18ZM77 260V262H75V263H73L74 261H76ZM98 260H100V262L98 261ZM184 260V261H183ZM28 261V262H27ZM44 261V262H43ZM79 261V262H78ZM171 261V262H170ZM186 261V262H185ZM191 261V262H190ZM18 262V263H17ZM23 262V263H22ZM92 262V263H91ZM97 262V263H96ZM163 262V263H162ZM195 262V263H194ZM56 263L58 264L59 262L58 261H56ZM108 264V263H107Z\"/></svg>",
	"mask_w": 264,
	"mask_h": 264
},
{
	"label": "water",
	"instance_id": "water-1",
	"mask_svg": "<svg viewBox=\"0 0 264 264\" xmlns=\"http://www.w3.org/2000/svg\"><path fill=\"white\" fill-rule=\"evenodd\" d=\"M237 117L222 120L210 151L235 132ZM213 172L208 195L216 193L217 201L264 210V13L242 124L218 156Z\"/></svg>",
	"mask_w": 264,
	"mask_h": 264
},
{
	"label": "built area",
	"instance_id": "built-area-1",
	"mask_svg": "<svg viewBox=\"0 0 264 264\" xmlns=\"http://www.w3.org/2000/svg\"><path fill=\"white\" fill-rule=\"evenodd\" d=\"M210 260L201 264H264V213L233 210L220 218Z\"/></svg>",
	"mask_w": 264,
	"mask_h": 264
}]
</instances>
